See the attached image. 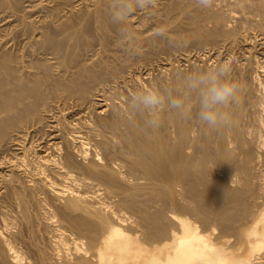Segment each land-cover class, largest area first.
<instances>
[{
	"label": "bare ground",
	"instance_id": "1",
	"mask_svg": "<svg viewBox=\"0 0 264 264\" xmlns=\"http://www.w3.org/2000/svg\"><path fill=\"white\" fill-rule=\"evenodd\" d=\"M6 1H8V0H6ZM10 1V0H9ZM8 1V2H9ZM13 1V0H12ZM43 1V0H42ZM53 1V0H52ZM59 2H60V0H58ZM58 1H57V4H58ZM72 1V0H71ZM103 1V0H102ZM158 1V0H157ZM157 1H156V3H157ZM166 1V0H165ZM164 1V2H165ZM168 1V0H167ZM171 1H173V0H171ZM241 1V0H240ZM239 1V2H240ZM245 1H247V0H245ZM254 1V0H253ZM257 1V0H256ZM261 1V0H260ZM2 2V1H1ZM4 2H5V0H4ZM3 2V3H4ZM11 2V1H10ZM16 5L18 4V3H16L15 2V0L13 1ZM12 2V3H13ZM19 2V1H18ZM20 2H21V0H20ZM54 2V1H53ZM66 2H68V0L66 1ZM80 2V1H79ZM82 2V1H81ZM97 2V1H96ZM104 2V1H103ZM102 2V3H103ZM106 2V1H105ZM159 2H161V1H158V5H159ZM2 3V4H3ZM22 3H23V1H22ZM46 3V2H45ZM61 3V2H60ZM62 3H64L65 4V0H63V2ZM70 3V2H69ZM92 3V2H91ZM100 3H101V1L99 0V6H100ZM101 3V4H102ZM109 3H111V2H108V4ZM7 4V3H6ZM8 4H11V3H8ZM54 4H56V3H54ZM83 4V3H82ZM85 4V3H84ZM95 4V3H94ZM94 5V6H92V7H95V6H98V5ZM105 4V5H104ZM103 5L104 6H106V5H108L107 3H104ZM160 4H163L162 2L160 3ZM166 4V3H165ZM164 4V5H165ZM232 4V3H231ZM260 4V3H259ZM258 4V5H259ZM4 5V4H3ZM13 5V4H12ZM11 5V7H13V6H15V5H13L12 6ZM24 5V4H23ZM28 5V4H27ZM48 5V4H47ZM63 5V4H62ZM71 5V4H70ZM90 5H92V4H90ZM89 5V6H90ZM156 5V4H155ZM242 5V4H241ZM25 6V5H24ZM38 6V5H37ZM36 6V7H37ZM61 6V5H60ZM63 6H65V5H63ZM73 6V5H72ZM72 6H70V8L72 7ZM82 6V5H81ZM84 6V5H83ZM4 7V6H3ZM11 7H9V9L11 8ZM17 7H19V6H17ZM29 7V6H28ZM34 7V6H33ZM42 7H44V6H42ZM59 7V6H58ZM75 7V6H74ZM92 7H90V8H92ZM102 8H98V7H95L96 8V10L97 9H103V10H105L104 8H103V6H101ZM151 7V6H150ZM262 7V6H261ZM14 8V7H13ZM12 8V9H13ZM22 8V7H21ZM20 8V9H21ZM63 8V7H62ZM62 8H61V10H62ZM83 8V7H82ZM89 7H87V10L88 9H90ZM18 9V8H17ZM50 9V8H49ZM54 9V8H53ZM52 9V10H53ZM66 9V8H65ZM73 9V8H72ZM149 9V8H148ZM155 9V8H154ZM158 9V8H157ZM156 9V10H157ZM199 9V8H198ZM31 10V9H30ZM29 10V11H30ZM36 10V9H35ZM44 10V9H43ZM45 10H46V8H45ZM48 10V9H47ZM86 10V9H85ZM86 10V11H87ZM93 10H95L94 8H93ZM93 10H90V12H89V10H88V13L89 14H87L86 13V11H85V13L87 14L86 15V17L87 16H89V15H91V11H93ZM96 10L92 13V15L94 16L93 17V19L92 20H94V18L96 17L95 15H94V13L96 12ZM107 10H109V9H107ZM138 10H140V9H138ZM200 10V9H199ZM242 10V9H241ZM22 11V10H21ZM28 11V10H27ZM33 11V10H32ZM41 11V10H40ZM55 11V10H54ZM73 11V10H72ZM76 11V10H75ZM77 11H80V9L79 10H77ZM102 11V10H101ZM100 11V12H101ZM110 11V10H109ZM144 11H146V10H144ZM151 11V10H150ZM158 11H160V10H158ZM230 11H231V9H230ZM6 12V11H5ZM8 12V11H7ZM10 12V11H9ZM16 12V11H15ZM43 12V11H42ZM45 12V11H44ZM61 12V11H60ZM60 12H58L59 13V15L61 14ZM97 12H99L98 10H97ZM107 12V11H106ZM136 12V11H135ZM142 12V11H141ZM140 12V13H141ZM228 12V11H227ZM234 12V11H233ZM2 13H4V12H2ZM13 13V12H12ZM24 13V12H23ZM56 13V12H55ZM65 13V12H64ZM73 13V12H72ZM84 13V12H83ZM103 13V12H102ZM102 13H101V15H102ZM108 13V12H107ZM138 13V12H137ZM144 13V12H143ZM146 13V12H145ZM148 13V12H147ZM161 13V12H160ZM199 13V12H198ZM21 14H22V12H21ZM47 14H48V12H47ZM99 14V13H98ZM104 14H105V11H104ZM159 14V13H158ZM11 15V14H10ZM13 15H15V13L13 14ZM18 15V14H17ZM67 15V14H66ZM66 15L65 16H63V18L65 19L66 18ZM70 14H68L67 16H69ZM72 15V14H71ZM78 15V14H77ZM80 15H83L82 13L80 14ZM100 15V16H101ZM137 15V14H136ZM140 15V14H139ZM27 16V15H26ZM48 16V15H47ZM79 16V15H78ZM85 16V15H84ZM105 16V15H104ZM104 16H103V18H104ZM109 16H111L110 15V13H109ZM134 16H135V14H134ZM142 16H143V14H142ZM148 16H150V15H148ZM162 16V15H161ZM248 16H249V14H248ZM9 17V16H8ZM13 17V16H12ZM20 17V16H19ZM52 17V16H51ZM55 17V16H54ZM53 17V20L55 19V20H57L58 19V17H55L54 18ZM61 17V16H60ZM70 17H72V16H69L68 18H70ZM80 17V16H79ZM82 17V16H81ZM97 17H99V16H97ZM97 17H96V19H97ZM106 17H108V16H106ZM105 17V20H108L107 18ZM137 17H138V15H137ZM141 17V16H140ZM151 17V16H150ZM224 17V16H223ZM226 17V16H225ZM238 17V16H237ZM262 17V16H261ZM14 18H15V16H14ZM20 18H22V16L20 17ZM19 18V19H20ZM24 19H25V17H23ZM22 18V19H23ZM67 18V19H68ZM82 18H84V17H82ZM81 18V19H82ZM89 18H90V16H89ZM102 18V19H103ZM133 18V17H132ZM142 18V17H141ZM156 18V17H155ZM222 18V17H221ZM1 19V18H0ZM11 19V18H10ZM13 19V18H12ZM27 19V18H26ZM44 19H47V18H44ZM60 19V18H59ZM64 19H62V20H64ZM74 19V18H73ZM84 19H86V18H84ZM91 19V18H90ZM89 19V22H86V20H85V22L87 23V24H89L92 20H90ZM95 19V20H96ZM101 19V21L103 22V20ZM138 19V18H137ZM146 19H147V17H146ZM205 19V18H204ZM218 19V18H217ZM226 19V18H225ZM235 19V18H234ZM35 20H37V19H35ZM54 20V21H55ZM69 20H71V19H68V21ZM75 20V19H74ZM74 20H71V21H74ZM88 20V19H87ZM98 20V19H97ZM104 20V21H105ZM110 20V19H109ZM108 20V21H109ZM133 20V19H132ZM132 20H130L129 22H131ZM160 20V19H159ZM208 20V19H207ZM210 20V19H209ZM219 20V19H218ZM217 20V21H218ZM228 20V19H227ZM236 20V19H235ZM264 20V19H263ZM12 21V20H11ZM23 21V20H22ZM27 21V20H26ZM25 21V22H26ZM33 21V20H32ZM43 20H40L39 22H42ZM58 21V20H57ZM61 21V20H60ZM59 21V22H60ZM67 21V20H66ZM78 21V19L76 20V22L74 23L75 25H78L79 26V24H81L82 25V23H78L77 22ZM107 21V22H108ZM136 21V20H135ZM135 21H134V23H135ZM260 21V20H259ZM7 22V21H6ZM24 22V21H23ZM25 22L23 23V24H25ZM31 24H33L31 21H29ZM29 22H26V23H28L29 24ZM38 22V23H39ZM44 22H46V21H44ZM51 22V21H50ZM59 22H56L55 23V25L53 24V27H55L56 25H59L60 26V24H57V23H59ZM62 22V21H61ZM63 22H65V20L63 21ZM80 22H81V20H80ZM94 21H92L91 22V24L93 23ZM98 22H99V20H98ZM97 22V23H98ZM106 22V21H105ZM106 22V23H107ZM111 22V21H110ZM233 22V21H232ZM257 22V21H256ZM22 23V22H21ZM67 23V22H66ZM70 23V22H69ZM76 23H78V24H76ZM85 23V24H86ZM105 23V24H106ZM133 23V22H132ZM161 23V22H160ZM218 23V22H217ZM225 23V22H224ZM242 23V22H241ZM260 23V22H259ZM28 24H27V26H28ZM42 24L43 23H41V26H42ZM65 24V23H64ZM61 25V26H65V25ZM74 24H72L71 23V25H74ZM85 24H83L84 26H86ZM91 24H89V26H90V31H92L93 29H96L97 27H99V25L100 24H98V26H96V22H95V26H96V28L94 27V25L92 26V27H94L93 29H91ZM109 24V23H108ZM212 24V23H211ZM232 24V23H231ZM250 24V23H249ZM256 24V23H255ZM38 25H40V23L38 24ZM45 25V24H44ZM51 25V24H50ZM104 25V24H103ZM110 25V24H109ZM108 25V26H109ZM116 25V24H115ZM122 25H124V24H122ZM137 25V24H136ZM226 25V24H225ZM1 26V25H0ZM8 26V25H7ZM17 26V25H16ZM34 26V25H33ZM41 26H40V32L42 31L41 29ZM46 26V25H45ZM70 26V25H69ZM83 26V27H84ZM107 26V25H106ZM106 26H104L105 28H106ZM128 26H129V24H128ZM134 26V25H133ZM253 26V25H252ZM37 27V26H36ZM35 26H34V29L37 31V30H39L38 29V27L36 28ZM42 27H44V26H42ZM73 27V29H74V26H72ZM80 27V26H79ZM86 27H88V25L86 26ZM118 27H120L119 25H118ZM122 27V26H121ZM123 27H125V26H123ZM132 27V26H131ZM139 27H141V26H139ZM224 27V26H223ZM225 27H227V26H225ZM257 27V26H256ZM259 27V26H258ZM263 27V26H262ZM27 28H29V27H27ZM31 28H32V26H31ZM47 28V27H46ZM51 28V27H50ZM56 28H58V26L56 27ZM63 28V27H62ZM65 28V27H64ZM66 28H67V26H66ZM69 28V27H68ZM100 28V27H99ZM102 28V27H101ZM130 28V27H129ZM137 28H138V25H137ZM241 28H244V27H241ZM1 29V28H0ZM7 29V28H6ZM69 29H72L71 28V26H70V28ZM69 29H66V32H67V30H69ZM73 29L71 30V31H73ZM77 29V28H76ZM81 30L83 29V28H80ZM80 29H77L76 30V32H75V29H74V32H67L68 34H69V36L67 37L65 34H66V32H64V35L66 36V38L62 35L63 33V30H62V32L61 31H59L60 32V34H61V37H63V38H61L62 40H57L56 39V41H54L55 39H53V41H50L51 40V38L53 37L52 35V37L50 36V39L49 38H47V35H45V37H43L44 38V40L43 41H41V42H39L40 43V45L39 46H41V43L43 42V44H42V46H41V50H38V52L37 53H39V51H40V57L42 58V60L44 61V63L46 64H48L49 66H50V68H55L56 69V73H53V74H55V75H52V73H51V71L49 70V66H47L48 67V69H47V71H50V74L51 75H48L49 77H51L50 79V81H59V82H57V83H59L60 85H61V83L60 82H66V83H68V81L70 82V79H73V78H77V77H79L80 79H83V81L85 80V79H87L86 77H85V75H84V73L86 72H88L89 73V71L91 72V70H95V69H99L100 70V68L102 69V67H104V71L106 70V69H110L109 68V66L108 65H110V66H112L113 64H114V62H116V61H114L113 62V60H116V59H114L113 57H116L117 56V54L116 55H114V53H117V52H114L113 51V49L112 50H109V51H113L114 53H113V57L111 56V54L112 53H110L109 51V53H110V55L108 56L107 54H108V52L107 51H105L104 50V47H102V45L103 44H101V42H105V41H107V40H105V41H101L100 42V40H99V45H98V47H97V49L96 50H98V51H96V53H94L93 52V54H91V52L90 51H88L87 50V52H90V53H88L89 54V56H87V54L85 55L84 53L86 52L85 50L86 49H88V48H90V47H88V48H84V46L82 47V49L84 48L85 50V52L83 51L82 53L85 55V57L86 58H84L83 56V60H80L79 62H77L76 60V62L74 61L73 63H71V62H69L70 61V59L72 58V56H73V53H75L76 51H78V49H77V47H78V43L80 42L79 40H81L82 39V37L85 35V33H87V32H81V31H79L78 32V30H80ZM88 29H89V27H88ZM103 29V28H102ZM121 29V28H120ZM123 29V28H122ZM126 29V28H125ZM128 29V28H127ZM132 29H133V27H132ZM131 29V30H132ZM142 29V28H141ZM227 29V28H226ZM247 29H249V28H247ZM11 30H12V28H11ZM15 30V29H14ZM29 30L31 31V29L29 28ZM35 30H33L32 29V31H35ZM45 30V27H44V29H43V31ZM47 30H48V32L49 31H51L52 29H48L47 28ZM47 30H46V32H47ZM57 30V29H56ZM60 30H61V27H60ZM96 30H98V28L96 29ZM106 31H107V29H105ZM104 30V31H105ZM109 30H110V28L108 29V33L107 34H109ZM13 31V30H12ZM12 31H11V33H12ZM31 31V34L33 33ZM35 31V32H36ZM42 31V32H43ZM53 31H55L54 30V28H53V30H52V32ZM87 31V30H86ZM89 31V33H91ZM103 31V30H102ZM101 31V34H102V38L103 37H105L106 38V36H104L105 35V33H106V31H105V33L104 32H102ZM112 31V30H111ZM128 31V30H127ZM130 31V30H129ZM132 31H134V30H132ZM132 31L130 32V34H132ZM34 32V33H35ZM52 32H51V34H52ZM58 32V33H59ZM93 32V31H92ZM95 32V31H94ZM123 32V31H122ZM124 32H125V30H124ZM123 32V33H124ZM141 32V31H140ZM145 32V31H144ZM262 32V31H261ZM261 32H259V33H261ZM3 33V32H2ZM6 33V32H5ZM9 34V36L10 35H12L11 37H14L15 35H13V34ZM20 33V32H19ZM44 33V32H43ZM98 33H100L99 32V30H98ZM104 33V34H103ZM139 33V32H138ZM143 33V32H142ZM37 34V33H36ZM42 33H40V35H41ZM45 34H50V32L49 33H45ZM54 34V33H53ZM67 34V35H68ZM88 34V33H87ZM86 34V35H87ZM96 34H97V31H96ZM95 34V37L96 36H98V35H96ZM101 34H99V35H101ZM106 34V35H107ZM110 34H112V33H110ZM113 34H116V33H113ZM136 34H137V32H136ZM147 34V33H146ZM150 34V33H149ZM148 34V35H149ZM18 35V34H17ZM20 35V34H19ZM44 35V34H43ZM42 35V36H43ZM55 35V34H54ZM85 35V36H86ZM92 35H93V37H94V34L92 33ZM119 35V34H118ZM133 35H134V33H133ZM140 35V34H139ZM141 35H143V34H141ZM140 35V36H141ZM247 35V34H246ZM249 35V34H248ZM9 36L7 35V37H5V39L6 38H8L9 39ZM25 36V35H24ZM30 36V35H29ZM56 36V35H55ZM84 36V37H85ZM88 36H90L89 34H88ZM116 36V35H115ZM124 36V35H123ZM123 36H121V38L123 37ZM131 36V35H130ZM130 36H126L127 38L128 37H130ZM251 36V35H250ZM255 36V35H254ZM1 37V36H0ZM48 37H49V35H48ZM107 37H109L108 35H107ZM120 37V36H119ZM134 37H136V35H134ZM133 37V38H134ZM137 37H139L138 35H137ZM136 37V38H137ZM143 37H144V35H143ZM257 37V36H256ZM15 38V37H14ZM25 38H26V36H25ZM56 38H57V36H56ZM87 38V37H86ZM88 38H91V37H88ZM101 38V36L98 38V39H102ZM110 38H111V36H110ZM113 38V37H112ZM118 38V37H117ZM147 38V37H146ZM145 38V39H146ZM4 39V38H3ZM17 39L18 38H16V41H17ZM29 39V38H28ZM95 38H93V40H94ZM126 39V38H125ZM131 39H132V37H131ZM137 39H140V37L139 38H137ZM264 39V38H263ZM10 40V39H9ZM32 39H30V40H28V41H31ZM35 40V39H34ZM96 40V39H95ZM124 40V39H123ZM134 39H132V41H133ZM251 40V39H250ZM4 41V40H3ZM2 40L0 41L1 43L3 42ZM15 39L13 40L12 39V41L11 42H13L14 44H13V48H14V45H15ZM83 41H84V39H83ZM85 41H87L86 39H85ZM108 41H109V38H108ZM113 41V40H112ZM137 41V40H136ZM140 41L142 42L143 40H138V42L140 43ZM149 41V40H148ZM5 42V41H4ZM3 42V43H4ZM27 41H25V43H26ZM36 42H37V39H36ZM36 42H34V43H36ZM82 42V41H81ZM96 42V41H95ZM118 42V41H117ZM125 42V41H124ZM138 42H136V43H138ZM146 42H147V39H146ZM242 42H243V40H242ZM247 42V41H246ZM256 42V41H255ZM1 43H0V46H1ZM6 43H8L7 42V39H6ZM28 43H30V42H28ZM27 43V44H28ZM33 43V42H32ZM92 43V42H91ZM98 43V42H97ZM97 43H96V45H97ZM122 43V42H121ZM130 43H132V42H129L128 41V44H130ZM134 43V42H133ZM132 43V44H133ZM12 44V43H11ZM11 44H9V45H11ZM17 44H18V42H17ZM16 44V45H17ZM26 44V45H27ZM83 44H84V42H83ZM94 44V43H93ZM107 44H108V42H107ZM111 44V43H110ZM116 44V43H115ZM125 44V43H124ZM142 44V43H141ZM145 44V43H144ZM257 44V43H256ZM260 44H262V43H260ZM3 45V44H2ZM8 45V46H9ZM82 45V44H81ZM87 45V44H86ZM90 45V44H89ZM105 45H106V43H105ZM109 45V44H108ZM112 45V44H111ZM118 45V44H117ZM123 45V44H122ZM127 45V44H126ZM30 46V45H29ZM37 46V45H36ZM36 46H35V48H36ZM88 46V45H87ZM93 46V45H92ZM107 46V45H106ZM124 46V45H123ZM133 46V45H132ZM132 46H130V47H128L129 49L128 50H130V48L132 49ZM142 46V45H141ZM260 46H262V45H260ZM7 47V46H6ZM11 47V46H10ZM16 48L15 49H19V45H18V47L17 46H15ZM23 47H24V44H23ZM28 47V45L27 46H25V48H27ZM32 47V46H31ZM95 47V46H94ZM94 47H91L90 49L92 50V48H94ZM113 47V46H112ZM126 47V46H125ZM140 47V46H139ZM1 48V47H0ZM12 48V49H13ZM29 48V47H28ZM27 48V49H28ZM34 48V47H33ZM32 48V50L34 51V49ZM37 48H38V46H37ZM137 48V47H136ZM146 48V47H145ZM256 48V47H255ZM5 48L3 47V50H4ZM8 49H9V47H8ZM25 52L26 51H28V50H26V49H24V48H22ZM38 49H40V47L38 48ZM108 49H109V47H108ZM107 49V50H108ZM139 49V48H138ZM252 49V48H251ZM264 49V48H263ZM1 51L0 52V54H3L2 55V57H1V55H0V60L3 58V56L5 55V54H8V53H12V51H7V49L5 50V51ZM14 50V49H13ZM81 50V49H80ZM115 50V49H114ZM142 50V49H141ZM144 50V49H143ZM20 51V50H19ZM82 51V50H81ZM93 51H94V49H93ZM103 51H105V52H107L106 54H105V52H103ZM135 51V50H134ZM136 51H137V49H136ZM16 52L17 51H15L13 54L14 55H16ZM30 52H31V50H30ZM124 52H125V54L126 55H129V54H127V50L125 49L124 50ZM21 54L23 53L22 52V50H21V52H20ZM19 52H18V54H20ZM104 53V54H103ZM130 53H132L131 51H130ZM142 53H143V51H142ZM144 53H145V51H144ZM27 54V53H26ZM26 54H25V56H26ZM38 54V55H39ZM124 54V55H125ZM137 54V53H136ZM140 54V53H139ZM23 55V56H22ZM17 60V63L14 61V59H13V62H15L16 63V65L15 66H11L12 64H15V63H12L11 62V60H9V56L7 55V57H4L3 59L5 60V58H7L6 60L9 62H7L6 60V62L8 63V65H10L12 68L14 67V70L16 71V73L15 72H13L14 73V75L12 74V73H9L10 72V70L11 71H14V70H12V69H8L9 70V72H8V70H7V72H6V74H5V72L4 73H2V71H3V67L4 66H6V67H8L7 65H4L5 63H3V61H2V63H1V61H0V63L2 64V65H4V66H1V68H0V73H1V75H2V77L4 78L5 76H6V78H5V82H8V87H6V89L7 88H9V90L7 91V90H5V88H3V90H5L4 92V95L8 92H11L12 93V95L14 94H16V93H22V95H23V93H26V95H24L23 97L24 98H28V97H25V96H27V93H28V95L32 92V90H31V88H30V86L29 85H31L32 83L33 84H35L34 82V79H33V81H32V83L30 84H28L27 83V80L29 79V77H31V76H33V77H35L36 79V81L38 82V80H40L39 78H41V76H39L38 74V77L39 78H37V76H36V74H32V72H33V69H35V71H36V69L39 67V66H41V65H39V66H37L36 67V61L34 60V58H35V56H34V58L33 59H31V61H30V59L28 60V59H26L25 58V56H24V53L22 54ZM32 55V54H31ZM30 55V56H31ZM104 55V56H103ZM119 55H121V54H119ZM124 55H123V57H124ZM125 55V56H126ZM133 55V54H132ZM144 55V54H143ZM142 55V56H143ZM253 55V54H252ZM17 56V55H16ZM19 56V55H18ZM29 56V55H28ZM112 58H111V57ZM147 56V55H146ZM11 57H12V55H11ZM14 57V56H13ZM39 57V56H38ZM129 57V56H128ZM131 57V56H130ZM148 57V56H147ZM147 57H145V58H147ZM250 57V56H249ZM251 57H253V56H251ZM37 58V57H36ZM35 58V59H36ZM73 58H74V56H73ZM118 58H122V56H120V57H118ZM135 58V57H134ZM12 59V58H11ZM38 59V58H37ZM75 59H76V57H75ZM112 59V60H111ZM126 59V58H125ZM124 59V60H125ZM130 59V58H129ZM136 59V61H137V58H135ZM139 59H142L141 57L139 58L138 57V61H139ZM153 59V58H152ZM249 59V58H248ZM15 60H16V58H15ZM35 61V64L33 63L34 61ZM41 60V61H42ZM74 59H72L71 61H73ZM110 60L113 62L112 63V65L110 64ZM131 60V59H130ZM143 61H145V59L143 58L142 59ZM157 60V59H156ZM169 60V59H168ZM40 61V58H39V60H38V62ZM40 61V62H41ZM132 61V60H131ZM135 60H133L132 62H134ZM141 61V60H140ZM248 61V60H247ZM11 62V63H10ZM130 62V61H129ZM117 63V62H116ZM151 63H153V61L151 62ZM44 64V65H45ZM46 64V65H47ZM71 64H73V67H71L70 65ZM119 64V63H118ZM122 64V63H121ZM137 64V63H136ZM144 64V63H143ZM171 64V63H170ZM251 64V63H250ZM257 64V63H256ZM264 64V63H263ZM34 65V66H33ZM115 65V64H114ZM166 65V64H165ZM249 65V64H248ZM116 66H118V65H116ZM121 66V65H120ZM130 66V65H129ZM144 66H145V64H144ZM175 66V65H174ZM235 66V65H234ZM250 66V65H249ZM10 67V68H11ZM36 67V68H35ZM44 66L42 65V67H40V69H42ZM134 67V66H133ZM153 67V66H152ZM160 67V66H159ZM165 67V66H164ZM173 67V66H172ZM253 67V66H252ZM45 68H46V66H45ZM45 68L43 69L44 71L43 72H45ZM116 68V67H115ZM121 68V67H120ZM128 68V67H127ZM129 68H131V67H129ZM147 68H149V67H147ZM237 68V67H236ZM239 68V67H238ZM244 68V67H243ZM247 68V67H246ZM6 69V68H5ZM125 69V68H124ZM142 69V68H141ZM146 69V68H145ZM159 69V68H158ZM174 69V68H173ZM233 69V68H232ZM263 69V68H262ZM38 70H39V68H38ZM37 70V71H38ZM54 70V69H53ZM74 70H76V72L77 71H79L78 72V76H77V73L74 71ZM112 69H110V71H111ZM116 70H117V68H116ZM148 70V71H147ZM153 70V68H151L150 70L149 69H146L144 72L142 71V74H140V73H136L135 71H133V70H131V71H129V72H126L125 74H123V75H121V77L117 80L116 78L111 82V80L110 79H112V78H110L109 80H108V78H107V80H106V77L104 78L105 80H106V83H107V81H110L111 83H110V85L109 84H105L106 86H104V87H100L101 88V90L99 89V91L97 92V93H94L95 91H94V89H93V93H94V95H95V97L94 98H92V100L91 101H89V102H85V100H86V98H87V100H90L91 99V95L93 94L91 91H90V93H88V94H91L90 95V99H88L89 98V96L88 97H84V96H81V97H84L83 99H85L84 101H83V103L85 104V105H87V106H81V108H80V106H78L80 109H77L78 110V112H76V116H78L77 118L75 117L74 119H73V121H70V123H68V124H65V125H63L62 126V128H59V127H61L60 125H59V122H58V119L60 118V116L61 115H63L62 116V118H64V116L66 115L67 116V114H68V112H70V113H72V112H74L73 110H74V108H73V106L71 107V106H69V104H68V98L67 97H61L62 96V93H63V88L62 87H60L59 85H56L55 83H54V85L53 86H59L60 87V89L62 90L60 93H61V95H59V96H56V95H58V89H59V87H57L58 89H56L57 91V93H56V95H55V93H53L54 95H50V94H52L51 92H52V90H54V89H52V88H54V87H52L51 89L52 90H50V88H48L47 86H49V85H47L46 87L48 88H46V87H44V90L41 88V85H43L44 83H42L41 84V82L40 83H38L39 84V88H41L40 89V91L42 92H44V91H46L47 92V90H49L48 91V93L50 92V94H49V96H50V100H48V101H50V102H46V105L45 106H43L42 104V106L44 107L43 108V110H41L40 108V110H41V112H42V115L41 114H39V115H41L40 117V122L38 123L36 120H37V118H39V116L37 115V117H35L36 119H35V121L34 122H36L37 124H34L33 125V119L31 120L30 118H28L30 121H32V126H34V127H38L39 125L42 127H38V129H43V127L46 125V126H48L49 127V129H50V133H48V134H50V139H52L53 140V142H52V146L50 147L52 150H53V153L52 154H50V155H45V157H43V156H40V157H36L34 160L32 159V162H33V165H35L36 166V168L34 169L35 171H33L32 172V170H30V171H28V172H31V173H29V174H34V172H35V177H37V178H39L42 182H43V184H44V186L43 187H45L47 190L46 191H48V192H50L51 194H54V196H55V198L59 201V209L60 208H64L65 210H69V211H74V212H76L77 214H78V216H79V213H80V216H79V218H78V221L79 220H81V221H77V217L75 218V217H70V216H68V215H70V213L69 214H67L66 212L64 213L67 217H65V218H67L66 219V225L68 226L67 228H66V230H67V233H65V236H64V230H63V232H62V234H63V237H61L60 235V240L59 241H57L58 243H56V244H58L57 245V247L59 248V253H58V255H56L55 257H53V259L55 258V262L53 263V264H254L253 263V259H255V260H259L257 263H255V264H264V197H263V201H262V203L260 204V212L259 213H257L256 215V217L251 221V223H250V220H249V223H250V225H249V223H248V225L249 226H247V227H245L243 230H241V231H236V229H237V227H236V229H235V232L236 233H223V234H221L220 233V235L219 236H217L218 238H217V240L215 239V238H213V237H211V233H207V234H205V233H203V231H201L200 229H199V226H197L196 224H194L193 223V221H195V220H189V218L188 217H185V218H182L180 215H178V213H177V211L180 209V207H183V210L185 209V207L183 206V205H185L184 203H183V201L184 200H182V198H184V197H182L181 198V200H182V203H183V205H181L180 204V201L178 200L179 198H175V197H172V196H169V198H167L168 200L167 201H164V202H167L168 203V205H170L171 207H167L168 209L169 208H179V209H177L175 212L177 213H175L173 210H172V214L170 215L171 216V219H170V217H167V219L169 220H172L173 219V222H176L177 223V225H174L176 228H174V229H168V226L166 227L168 230H167V233L164 231V236H162L163 234H162V232H161V236H162V239L160 240L159 239V236H156L158 239H156V237H155V240H157V241H154V238L153 239H151V236H150V239H149V236H147V234H146V230L144 229V227L145 226H142V224L141 223H143V222H140L137 218H141L142 216H139V217H137L136 218V216L135 215H129L130 214V211H128L127 209H125L124 211H123V209L124 208H132L131 206H133V204H135V205H140V201H142L143 199L140 197V201H137V198L140 196V195H144L145 194V192L147 191V190H150V191H153V192H159L160 194H161V191H164L165 189H166V191L165 192H167L168 191V194H169V192H170V194L171 195H174V194H177V193H179L181 190H183V192L182 193H184L185 194V192H184V190L185 191H189V189H182L183 187H184V185H185V183H186V187H188V188H190V187H192L193 188V185H191L190 183L188 184V182H191V181H186V180H188V178H191L192 177V179H193V175H194V173H195V171L197 170L196 169V165H197V163H199V160H201V158L199 159L198 158V155L201 157V155L199 154L201 151H202V149L203 148H205L201 143H203V142H201V137L203 138H206V140L204 141L205 143H206V141H208L207 139L210 137V134L207 132V131H209V129H208V127H207V130H205L204 128H200V127H195L196 125H194V124H196V123H192L191 121L193 120V122L194 121H197V119L195 120V119H193V117L195 118V116H193L190 120H184V119H181L174 111H172V110H170V109H166V107H165V109L162 111V113H161V123H160V126H159V128H157V129H155V130H153V129H151V128H146L145 127V125H144V120H143V118L140 116V115H138V114H135V113H133V112H130L129 111V109H128V105H127V102H123L124 100H125V98H124V100H122V98H121V100L119 99V97H117L118 95H116V97L114 96V98L113 99H111V97L109 96H107V95H105L106 94V92H108L107 90L109 89V88H111L112 90L114 89H116L118 86L120 87V86H123V85H126L127 87L129 86V88L128 89H131L132 88V86L133 85H137V86H139V87H141V86H148L147 84H148V82H146V80L145 79H147V78H145V77H143V75H146V76H150L151 75V71ZM164 70V69H163ZM171 71H172V69H170ZM35 71L33 72V73H35ZM36 71V73H40V74H42L43 76L45 75V73H41V72H37ZM39 71H42V70H39ZM126 71V70H125ZM150 71V72H149ZM169 71V70H168ZM176 71V70H175ZM175 71H173V72H175ZM98 72V71H97ZM96 70H95V73H93V72H91L92 74H95L96 75ZM113 72V71H112ZM153 72V71H152ZM166 72V70H164V73ZM172 72V73H173ZM7 73H9L10 74V76L11 77H9L8 75H7ZM75 73H76V75H75ZM158 73V72H157ZM161 73V72H160ZM176 73V72H175ZM236 73H238V71L236 72ZM241 73H243V72H241ZM240 73V74H241ZM13 76H12V75ZM82 74V75H81ZM92 74H90V76L92 75ZM98 74V73H97ZM101 74H102V71H101ZM120 74V73H119ZM122 74V73H121ZM159 74V73H158ZM158 74H156L157 75V77H159L158 76ZM171 74V73H170ZM229 74V73H228ZM264 74V73H263ZM4 75V76H3ZM237 75V74H236ZM42 76V78H44V77H46L47 76V73H46V76H44L43 77ZM47 76V77H48ZM87 76V75H86ZM114 76H115V74H114ZM166 76V75H165ZM172 76V75H171ZM230 76V74L228 75V77ZM233 76H234V74H233ZM241 76V75H240ZM1 77V76H0ZM13 77V78H12ZM48 77V78H49ZM89 77V76H88ZM93 77V76H92ZM95 77V76H94ZM93 77V78H94ZM97 77V76H96ZM95 77V78H96ZM110 77V76H109ZM111 77H113V75L111 76ZM154 77V76H153ZM257 77V76H256ZM3 78H1V81H2V79ZM41 78V79H42ZM92 78V79H93ZM102 78V79H103ZM151 78V77H150ZM230 78V77H229ZM231 78H232V76H231ZM235 78V77H234ZM234 78H232L231 79V81L234 79ZM243 78H245V77H243ZM259 78V77H258ZM257 78V79H258ZM6 79H7V81H6ZM9 79V80H8ZM31 79V78H30ZM45 79V78H44ZM79 79V80H80ZM157 79V78H156ZM165 79V78H164ZM169 79V78H168ZM175 79V78H174ZM177 79V78H176ZM236 79V78H235ZM234 79V80H235ZM260 79V78H259ZM11 80V81H10ZM43 80V79H42ZM74 80H76V79H74ZM79 80H76L77 82H75L76 84L78 83V81ZM99 80H100V78H99ZM172 80V79H171ZM178 80H179V78H178ZM177 80V81H178ZM233 80V81H234ZM244 80V79H243ZM46 81V80H45ZM48 81V80H47ZM72 81V80H71ZM89 81H91V78H90V80ZM102 82H105V81H103V80H101ZM149 81V80H148ZM161 80H159V82H160ZM165 81V80H164ZM164 81H163V83H164ZM167 81H169V80H167ZM180 81V80H179ZM232 81V82H233ZM237 81V80H236ZM242 81V80H241ZM259 81V80H258ZM4 82V83H5ZM31 82V81H30ZM36 82V83H37ZM49 82V81H48ZM48 82L46 83V84H48ZM72 82H74V81H72ZM94 82V81H93ZM96 82H97V79H96ZM155 82V81H154ZM171 82V81H170ZM256 82V81H255ZM260 82V81H259ZM258 82V83H259ZM263 82V81H262ZM261 82V83H262ZM1 83V82H0ZM3 83V84H4ZM66 83H64L65 85H66ZM109 83V82H108ZM147 83V84H146ZM152 83V82H151ZM156 83V82H155ZM162 83V84H163ZM169 83V82H168ZM168 83H167V85H168ZM173 83V82H172ZM178 83V82H177ZM237 83V82H236ZM247 83V82H246ZM37 84V85H38ZM41 84V85H40ZM46 84H44L43 86H45ZM73 84V83H72ZM79 84H81V82H79L76 86L77 87H79L80 85ZM90 84V83H89ZM121 84H123V85H121ZM161 84V85H162ZM174 84H176V83H174ZM240 84H242V83H240ZM240 84H238V85H240ZM244 84V83H243ZM254 84V83H253ZM260 84V83H259ZM7 85V84H6ZM67 85H70L69 87H73L74 88V86L73 85H71V83L70 84H67ZM82 85H83V83H82ZM81 85V87H79L80 88V90H82V87L85 85H83L82 86ZM88 85V84H87ZM101 85V84H100ZM130 85H132V86H130ZM165 85V84H164ZM164 85H162L163 87H164ZM179 85H180V83H179ZM249 85V84H248ZM255 85V84H254ZM261 85V84H260ZM1 86H2V84H1ZM11 86V87H10ZM31 86H33V85H31ZM36 86V85H35ZM62 86H64L63 84H62ZM75 86V87H76ZM86 86V85H85ZM90 86H92V88H94L95 86H93L92 84L90 85ZM102 86H103V84H102ZM156 86V85H155ZM171 86V85H170ZM177 86V85H176ZM242 86V85H241ZM241 86H239L240 88V90H241ZM256 86H257V83H256ZM50 87V86H49ZM67 87V86H66ZM68 87V88H69ZM76 87V88H77ZM88 88H89V86H87ZM86 87V88H87ZM118 87V88H119ZM131 87V88H130ZM169 87V86H168ZM178 87V86H177ZM264 87V86H263ZM1 88V89H2ZM34 88V87H33ZM39 88H34L33 90H35V89H38V91H39ZM45 88H46V90H45ZM73 88H71V90L73 89ZM79 88L77 89V90H79ZM135 89H137V87L135 86L134 87ZM132 89V90H135V89ZM171 88H172V86H171ZM250 88V87H249ZM254 88V87H253ZM1 89H0V91H1ZM65 89V88H64ZM91 89V88H90ZM89 89V90H90ZM242 89H244V88H242ZM251 89V88H250ZM65 90H68L67 88L65 89ZM70 90V89H69ZM77 90L75 91V92H77ZM88 89H87V91H89ZM113 90V91H114ZM117 90H119V89H117ZM121 90H124V89H121ZM131 90V91H132ZM238 91V93H237V98H238V96H239V98L238 99H240L241 100V98H242V96H241V98H240V94L242 95V90L241 91ZM245 90H246V88H245ZM245 90H244V92H245ZM252 90V89H251ZM60 91V90H59ZM74 91V90H73ZM84 91V90H83ZM82 91V92H83ZM259 91V90H258ZM257 91V92H258ZM2 92L3 91H1V93H0V95L2 94ZM35 92H36V90H35ZM42 92V94H44ZM66 92H69V91H66ZM66 92H64V93H66ZM70 92H72V91H70ZM74 92V93H75ZM81 92V93H82ZM117 91H115V93H116ZM241 92V93H240ZM244 92H243V94H244ZM255 92V91H254ZM263 92H264V90H263ZM11 93L9 94V95H11ZM32 93H34V91L32 92ZM32 93L30 94L31 95V97L33 96V95H35L36 93H34L33 95H32ZM47 93V94H48ZM63 93V94H64ZM79 93H80V91H79ZM84 94H85V92H83ZM120 93V92H119ZM127 93V92H126ZM132 93V92H131ZM260 93V92H259ZM39 94H41V93H39ZM38 94V95H39ZM46 93H45V95L47 96V98L45 99V100H47L49 97H48V95H47ZM67 94V93H66ZM70 94V93H69ZM72 94V93H71ZM77 95H78V93H76ZM87 94V95H88ZM109 94V93H108ZM111 94V93H110ZM114 94V93H113ZM123 94V93H122ZM129 94V93H128ZM3 95V94H2ZM8 95V94H7ZM19 95H21V94H19ZM29 95V96H30ZM65 95V94H64ZM73 95L74 94H72L71 95V97H73ZM93 95V96H94ZM115 95V94H114ZM124 95V94H123ZM252 95V94H251ZM259 95V94H258ZM17 96H18V94H17ZM42 97H44L43 95H41ZM51 96H56V97H59V98H57V100H54V101H51V99L53 100V98L51 97ZM67 96H69L68 94H67ZM79 96V95H78ZM126 96H129V95H126ZM125 96V97H126ZM2 97H4V96H2ZM2 97H0V101H2ZM6 97V96H5ZM4 97V99L6 100V98ZM31 97L29 98V99H31ZM34 97V96H33ZM32 97V98H33ZM36 97H37V95H36ZM42 97H40L39 96V100H40V98H42ZM74 97L75 98H78L76 95H74ZM73 97V98H74ZM248 97H249V95H248ZM251 97V96H250ZM254 97H255V94H254ZM7 98H9V96H7ZM12 98H13V96H12ZM16 98V99H15ZM65 98H67V100L65 99ZM70 98V97H69ZM128 98V97H127ZM244 98H245V96H244ZM263 99H264V97H262ZM14 99H15V101L17 100V97L15 96L14 97ZM13 99V100H14ZM25 99V100H26ZM29 99H27V100H29ZM35 99H37L38 100V98H35L34 97V99H32L33 101L35 100ZM72 99V98H71ZM79 99H81V98H79ZM83 99H81V101L83 100ZM250 99V98H249ZM260 99H261V97H260ZM5 100H3L4 102H5ZM9 100H11L10 98L8 99V101ZM18 100L19 101H16V102H13V103H10V104H5V103H0V104H4V105H0L1 107H0V113L2 114V115H0L1 117H3L4 115H3V113L4 114H7L8 113V115H9V112H13V113H16V111H19V109H23V107L22 108H20V106L23 104V101L21 100V99H19L18 98ZM78 99H76L75 101H77ZM86 100V101H87ZM108 100H111L112 101V103L111 104H109L108 103ZM128 100V99H127ZM243 100H245V99H243ZM246 100H247V98H246ZM258 100V99H257ZM7 101V100H6ZM41 101V100H40ZM44 101V100H43ZM79 102V100H78V104H81L82 102ZM195 101V100H194ZM193 101V102H194ZM27 102V101H26ZM29 102L30 103H32L30 100H29ZM27 103V105H26V107L27 106H32V105H28V104H30V103ZM39 102V101H38ZM38 102H36V103H38ZM110 102V101H109ZM238 102V101H237ZM244 102V101H243ZM254 102H256V101H254ZM22 103V104H21ZM34 103V102H33ZM36 103H35V105H36ZM42 103H44V102H42ZM70 103V102H69ZM72 103V102H71ZM39 104H40V102H39ZM76 104H77V102H76ZM75 104V105H76ZM193 104H195V103H193ZM239 104V103H238ZM242 104V103H241ZM246 104V103H245ZM253 104V103H252ZM254 104H256V103H254ZM260 104V103H259ZM72 105H73V103H72ZM232 105V104H231ZM234 105H236V104H234ZM243 105V104H242ZM247 105V104H246ZM249 105V104H248ZM24 107H25V105H23ZM38 106V105H37ZM194 106V105H193ZM239 106V105H238ZM252 106V105H251ZM25 107V108H26ZM33 107H34V104H33ZM39 107H41V106H39ZM77 106H75V108H76ZM111 107V111H110V113L108 112L110 109H108V108H110ZM229 105L227 106V111H229ZM231 107V106H230ZM243 107H244V105H243ZM248 107V106H247ZM246 107V108H247ZM255 107H256V105H255ZM25 108H24V111H25ZM242 108V107H241ZM31 109H32V107H31ZM35 109H38V107L36 108L35 107ZM72 109V112L70 111ZM107 109H108V111H107ZM226 109V108H225ZM233 109V107L231 108V110ZM243 109V108H242ZM253 109V108H252ZM257 109H258V107H257ZM256 109V110H257ZM26 110H28V112L27 111H25V112H27V114H25V115H28V113H29V109H26ZM39 110V111H40ZM195 110H197V109H195ZM230 110V111H231ZM235 110V109H234ZM237 110V109H236ZM241 110V109H240ZM254 110H255V108H254ZM254 110H253V112H254ZM259 110H260V112H261V114L263 113L264 114V101L261 103V105L259 106ZM21 111V110H20ZM20 111H19V113H20ZM34 111H38V110H34V108L32 109V112L31 113H33ZM38 111V112H39ZM198 111V110H197ZM196 111V112H197ZM226 111V110H225ZM229 111V112H230ZM244 111V110H243ZM247 111H248V109H247ZM90 113V115H93V116H95L96 115V117H97V119H96V117H93V118H95L96 119V121H93V122H95V123H93L91 120H90V118H89V121H91V122H89L88 121V117H86L85 116V114L87 115V113ZM105 112H107V113H109L108 114V116H107V113H105ZM195 112V113H196ZM250 112V111H249ZM248 112V113H249ZM11 114L10 113V116L11 115H14V114ZM22 113V112H21ZM193 113H194V109H193ZM192 113V114H193ZM237 113V112H236ZM242 113V112H241ZM244 113V112H243ZM258 113V112H257ZM35 114V113H34ZM103 114H106V116L107 117H105V115H103ZM255 114V113H254ZM8 115H7V118H8ZM16 115V114H15ZM29 115H30V113H29ZM32 116H33V114H31ZM30 115V116H31ZM36 115V114H35ZM102 115H103V117H102ZM193 115H195V114H193ZM257 116L259 115V114H256ZM6 116V115H5ZM3 117V119H1V117H0V121L1 120H3V121H5V118L6 117ZM17 116V115H16ZM31 116V117H32ZM65 116V117H66ZM69 116H71V115H69ZM74 116V113H72V117ZM233 116H234V114H233ZM236 116H238V115H236ZM257 116H254V117H256L257 118ZM261 116V115H260ZM19 117V116H18ZM91 117V118H92ZM238 117H240V116H238ZM241 117H242V115H241ZM246 117V116H245ZM249 117V116H248ZM251 117V116H250ZM261 117H263V116H261ZM61 118V119H62ZM234 118V117H233ZM65 119V118H64ZM234 119H236V123L240 126L241 124H239V122L238 121H240V120H238L237 121V118H234ZM239 119V118H238ZM264 119V118H263ZM8 121H9V119H7ZM10 120H13V119H10ZM16 120V119H15ZM15 120H13V122L15 121ZM20 119H18V121H19ZM23 120V118H21V121ZM27 120V118H25V120H24V123H25V121ZM29 120H27L26 122H27V125H28V121ZM60 120V119H59ZM63 120V119H62ZM243 120V119H242ZM242 120H241V122H242ZM247 120V119H246ZM256 120V119H255ZM254 120V121H255ZM8 121H6L5 123L7 124L8 123ZM30 121H29V123H30ZM64 121V120H63ZM68 121V120H67ZM257 121V120H256ZM17 122V121H16ZM15 122V123H16ZM20 122V121H19ZM18 122V125L21 123H19ZM61 122V121H60ZM235 122V121H234ZM234 122H233V124H234ZM250 122V121H249ZM5 123L3 124V126L5 125ZM61 123H63V122H61ZM65 123V122H64ZM243 123V122H242ZM248 123V122H247ZM251 123V122H250ZM252 123H254V122H252ZM256 123V122H255ZM9 124H10V122H9ZM14 124V123H13ZM22 125H23V123H21ZM200 124V123H199ZM237 124H235V126H237ZM259 124V123H258ZM257 124V125H258ZM22 125H21V127H22ZM30 125V124H29ZM28 125V126H29ZM62 125V124H61ZM245 125V123L243 124V126ZM261 125H262V127L260 128L261 129V131H263L262 130V128H264V121L263 120H261ZM261 125H259V127L261 126ZM14 126V125H13ZM16 126H17V124H16ZM15 126V127H16ZM28 126L27 127H22V129H20V130H18L17 131V133H16V136L15 137H13L14 135L13 134H15V131L14 130H11L10 128L8 129V130H11V131H13V134H12V132L10 131V132H8L7 134H9V133H11L13 136H12V139H11V145L15 148V153H16V151H22L24 148H25V141L26 140H28V136L30 135V131H29V128H28ZM204 127V125H201V127ZM206 126V125H205ZM234 126V125H233ZM239 126H237V127H239ZM243 126L241 125L240 127L241 128H243ZM246 126H248V124L246 125ZM250 126V125H249ZM248 126V127H249ZM252 126V125H251ZM255 126V125H254ZM254 126H252V127H254ZM1 127V126H0ZM7 127H9L8 125H7ZM6 127V128H7ZM12 127V126H11ZM18 127H20V126H18ZM18 127L16 128V129H18ZM251 127V128H252ZM2 129H3V127H1ZM0 128V129H1ZM32 129H35V128H33V127H31ZM206 128V127H205ZM234 128V130H236V129H238V128H236V127H233ZM13 129H15V128H13ZM244 129H246V128H244ZM243 129V130H244ZM37 130V129H36ZM43 130H46V129H43ZM206 132V134H208L209 135V137L208 136H204V135H206V134H204L203 136H202V134H203V132L204 131ZM212 130V129H211ZM226 129H224L223 130V132H226L225 131ZM231 131V133L233 132L232 130H231V128H229L227 131H228V134H229V132ZM257 130V129H256ZM255 130V131H256ZM213 132H214V130H212ZM236 131H238V130H236ZM249 131V130H248ZM260 131V132H261ZM2 132V131H1ZM6 132H7V130H6ZM32 132V131H31ZM36 132H38V130L36 131ZM36 132L34 133V132H32L33 134H35L36 135ZM39 132H42L41 130L39 131ZM43 132H45V134H46V131H43ZM204 132V133H205ZM210 132V131H209ZM212 132V133H213ZM215 132H217L216 130H215ZM221 133H222V130L220 131ZM242 132V131H241ZM240 132V133H241ZM247 132V131H246ZM252 132V131H251ZM254 132V131H253ZM252 132V133H253ZM211 133V134H212ZM237 133V132H236ZM239 133V132H238ZM237 133V134H238ZM239 133V134H240ZM6 134V133H5ZM32 134V135H33ZM43 134V133H42ZM47 134V135H48ZM215 134V133H214ZM224 134H227V132L226 133H222L221 135H222V140H223V137H226ZM235 134V132L234 133H232V134H230V136L232 137V135H234ZM254 134V133H253ZM255 134H257V133H255ZM2 135H3V133H2ZM1 135V136H2ZM217 135H219V137L218 138H221V136H220V134L218 133ZM249 135H251V134H249ZM248 135V136H249ZM7 135H5V137H6ZM8 136H10V135H8ZM34 136V135H33ZM212 136H213V134H212ZM216 136V135H215ZM234 136H237V137H239V138H241V136H239V135H234ZM234 136H233V140H229V138L230 139H232L231 137H229V138H225L224 140H223V142H222V144L220 143V148L219 149H217L216 147H214L215 145H214V143H212L211 144V147H209L210 146V144L209 145H207L208 147H209V149L208 150H211L210 148H212L213 149V147H214V149L216 148V150H213V151H216L215 153H214V155H213V153H212V155H213V157H212V155L210 156V157H208L210 154H207V156L205 155L206 154V151L205 150H203L202 152L203 153H201V154H203V156H204V158H203V156H202V160H203V162H201V167H206L205 165H206V163H204V161L206 160L205 159V156H206V158H208V160H210V159H212V160H210V165L209 166H211V168H212V171H218L219 169L220 170H222L223 169V167H221V166H224L223 165V163L228 159V158H230V159H228V160H230V162L232 161V156H235V152H236V145L237 146H240V145H242V141L241 140H244L243 139V136H244V134H243V136H242V139L239 141V142H237L238 141V139H237V137H236V139L234 138ZM254 136V135H253ZM252 136V137H253ZM45 137V136H44ZM214 137V136H213ZM216 137V139H218ZM228 137V136H227ZM254 137H256V136H254ZM7 138V137H6ZM14 138V139H13ZM32 138H34V137H32ZM31 138V139H32ZM38 138V137H37ZM203 138V139H204ZM7 139H9V137L7 138ZM6 139V140H7ZM39 139V138H38ZM60 139H63V141H64V143H62V144H64L63 145V147L65 146V149L64 148H62V149H64V151H63V153H62V151H61V144L58 142V141H60ZM212 138H210V140H211ZM215 139V138H214ZM235 139V140H234ZM247 139H248V137H247ZM250 139H251V137H250ZM249 139V140H250ZM6 140H5V142L3 143V144H5L6 143ZM221 140V139H220ZM219 140V141H220ZM221 140V141H222ZM255 140H256V138H255ZM255 140H253V141H255ZM9 141H10V139H9ZM200 141V142H199ZM218 141V142H219ZM246 141V140H245ZM245 141H243V143L245 142ZM1 142V141H0ZM27 142V141H26ZM31 142H33V141H31ZM36 142V141H35ZM43 142V141H42ZM210 142V141H209ZM212 142H214V141H212ZM215 142H217V140H215ZM250 142V141H249ZM252 142V141H251ZM260 143H259V145H257V147L258 148H264V132H261L260 133V141H259ZM198 143H200L202 146H203V148L202 149H200L199 148V146H200V144H199V146H198ZM240 144V145H238V144ZM246 143H248V142H246ZM254 143V142H253ZM34 144V143H33ZM38 144H39V142H38ZM37 144V145H38ZM216 144V143H215ZM250 144V143H249ZM0 145H2V142H1V144ZM8 145V144H7ZM31 145V144H30ZM29 145V146H30ZM42 145V144H41ZM51 144H49L48 146H50ZM205 145V146H206ZM213 146V147H212ZM256 146V145H255ZM5 147H6V145H5ZM4 147V148H5ZM10 147V146H9ZM40 147V146H39ZM207 147V148H208ZM217 147H219V145H217ZM254 147V146H253ZM2 148H3V146H2ZM2 148H0L1 150H2ZM3 148V149H4ZM44 148V147H43ZM47 148V147H46ZM49 148V149H50ZM199 148V149H198ZM8 148L6 147V150H7ZM42 149V148H41ZM206 149V148H205ZM256 149V148H255ZM5 150V149H4ZM10 150V149H9ZM45 150V149H44ZM199 150H201L200 152H199ZM257 150V149H256ZM24 151V150H23ZM27 151H28V149H27ZM47 151H49L48 149H47ZM205 151V152H204ZM212 151V150H211ZM210 151V152H211ZM258 151H260V150H258ZM262 151L264 152V150L262 149ZM24 152H26V149H25V151ZM1 153V152H0ZM36 153V152H35ZM47 153V152H46ZM205 153V154H204ZM208 153H209V151H208ZM249 153V152H248ZM254 153V152H253ZM12 154H13V152H12ZM24 154V153H23ZM26 154V153H25ZM28 154V153H27ZM27 154L24 156L23 155V157L22 156H20V157H17L16 156V159H15V163H14V161L13 162H10V160H9V162H10V165H8L9 167H11V168H14V169H17V170H20V171H23V168L25 169V166H27V165H25V162L26 163H28L29 161H30V158H29V161L27 162L26 160L27 159H25V157L27 156ZM20 155V154H19ZM29 155V154H28ZM41 155V154H40ZM252 155V154H251ZM254 155H256V154H254ZM10 156V155H9ZM8 157V156H7ZM212 157V158H211ZM246 157H249V156H246ZM5 158V157H4ZM13 158V157H12ZM251 158V157H250ZM249 158V159H250ZM2 159V158H1ZM1 159H0V161H1ZM7 159V158H6ZM10 159H11V156H10ZM197 159H199V160H197ZM205 159V160H204ZM254 159V158H253ZM8 160V159H7ZM6 161V160H5ZM3 162H4V160H3ZM8 162V161H7ZM206 162V161H205ZM208 162V161H207ZM251 163H255V169L256 170H258V172H259V175L258 176H261V177H263L264 178V154H260V152H259V155H257V157L254 159V162H253V160H252V162ZM2 164H8V163H2ZM1 164V165H2ZM31 164V163H30ZM29 164V166H28V168L29 167H31V166H33V165H30ZM227 161H226V166H224V171L226 172L227 170H225V167H227ZM199 165V164H198ZM197 165V166H198ZM203 165V166H202ZM8 166L6 167V169H8ZM208 166V165H207ZM1 168L3 167V166H0ZM4 168V167H3ZM198 168V167H197ZM199 168H200V165H199ZM209 168V167H208ZM207 167L206 168H204V170L205 169H208ZM30 169V168H29ZM196 169V170H195ZM255 169H253V170H255ZM25 170H28V169H25ZM202 170V169H201ZM204 170H202V174H203V172H204ZM219 170V171H220ZM207 171V170H206ZM206 171H205V175L206 174H210L209 172H211V170L209 171H207V173H206ZM6 172V171H5ZM12 172H14L13 171V169H12ZM24 172V171H23ZM28 172H26L27 174H28ZM197 172V171H196ZM222 172V171H221ZM254 172H256L257 173V171H254ZM4 173V172H3ZM20 173V172H19ZM55 174V176H56V178H58L59 179V181H60V183L58 184V183H56L55 182V180L53 179V178H55V177H53L51 174ZM199 172H197V174H198ZM201 173V172H200ZM199 173V174H200ZM215 173V172H214ZM218 173V172H217ZM220 173V172H219ZM224 173V172H223ZM222 173V174H223ZM232 173V172H231ZM235 173H236V171H235ZM234 173V174H235ZM10 174V173H9ZM22 174V173H21ZM28 174V175H29ZM198 174V175H199ZM213 173L211 172V174L210 175H212ZM221 174V173H220ZM221 174V176L223 177V175H224V177L226 176H229V174L228 175H226L227 174V172L226 173H224L223 175ZM237 174V173H236ZM258 174V173H257ZM14 175V174H13ZM19 175V174H18ZM195 175H196V173H195ZM197 175V176H198ZM205 175H202L203 176V178L202 179H204V177H206V179L207 178H210V177H214V175L213 176H210V177H207V176H205ZM217 174H215V176H216ZM233 175V174H232ZM4 176H6V175H4ZM201 176V175H200ZM199 176V177H200ZM218 176V175H217ZM217 176L214 178V179H216L217 178ZM237 176V175H236ZM8 177V176H7ZM13 177V176H12ZM219 177H220V175H219ZM218 177V178H219ZM225 177V178H226ZM22 178V177H21ZM24 178V177H23ZM30 178V177H29ZM234 178H236L235 176L233 177V179ZM18 179V178H17ZM16 179V180H17ZM38 179V180H39ZM58 179H56V180H58ZM195 179H197V178H194V180ZM201 179V180H202ZM220 180H219V182L221 181L222 182V180H221V177L219 178ZM224 179V178H223ZM233 179H231L230 181H232V183L230 184V186L232 185V184H234V182H236V181H234ZM13 180V179H12ZM30 180H33V179H30ZM37 180V181H38ZM193 180V181H194ZM205 180V179H204ZM208 180V179H207ZM226 180V179H225ZM227 180H228V178H227ZM226 180V181H227ZM11 181V180H10ZM14 181V180H13ZM13 181H12V183H13ZM23 181V180H22ZM58 181V182H59ZM203 181V180H202ZM201 181V182H202ZM209 181H210V179H209ZM212 181H214V180H212ZM264 181V180H263ZM2 182V181H1ZM16 182V181H15ZM32 182V181H31ZM34 183H35V180L33 181ZM7 183V182H6ZM30 183V182H29ZM33 183V184H34ZM197 183V182H196ZM212 183V182H211ZM226 183V182H225ZM14 184V183H13ZM183 184V186H181ZM188 184V185H187ZM193 184V183H192ZM195 184V183H194ZM203 184H205V182L203 183ZM215 184V183H214ZM264 184V183H263ZM10 185H11V183H10ZM9 185V186H10ZM21 185V184H20ZM27 185V184H26ZM206 185V184H205ZM216 185V184H215ZM228 185V184H227ZM261 185V184H260ZM1 186V185H0ZM15 186H16V184H15ZM34 186H36V185H34ZM176 186H179V187H177L178 189L180 188V187H182L180 190H179V192H177L178 190H177V188H176V190L174 189ZM197 185H195V187H196ZM207 186V185H206ZM263 186V185H262ZM2 187V186H1ZM13 187V186H12ZM23 187V186H22ZM42 187V186H41ZM209 187V186H208ZM219 187V186H218ZM223 187V186H222ZM221 187V188H222ZM231 187H233V186H231ZM230 187V188H231ZM237 187V186H236ZM11 188V187H10ZM27 188V187H26ZM40 187L38 186L36 189L38 190ZM45 188H43V189H45ZM185 188V187H184ZM239 188V187H238ZM20 189V188H19ZM28 189H29V187H28ZM31 189V188H30ZM175 190V192H174V190ZM5 190H6V187H5ZM15 190V189H14ZM14 190H13V192H14ZM18 190V189H17ZM192 190V189H191ZM222 190V189H221ZM1 191V190H0ZM42 191V190H41ZM40 191V192H41ZM45 191V193H47ZM187 191V192H188ZM193 191H194V188H193ZM195 191H196V188H195ZM210 191V190H209ZM234 191V190H233ZM236 191H237V189H236ZM262 191L264 192V186H263V188H262ZM27 192V191H26ZM31 192H33V190L31 191ZM36 192V191H35ZM177 192V193H176ZM198 192V194H200L199 193V191H197ZM196 192V193H197ZM201 192V191H200ZM216 192H217V190H216ZM230 192H231V190H230ZM15 193V192H14ZM19 193V192H18ZM18 193H17V195H18ZM42 193V192H41ZM45 193H43V195L45 194ZM174 193V194H173ZM189 193H191V192H189ZM192 193H194V192H192ZM191 193V194H192ZM195 193V194H196ZM224 193V192H223ZM232 193V192H231ZM238 193V192H237ZM8 194H9V191H8ZM11 194V193H10ZM16 194V193H15ZM14 194V195H15ZM33 194V193H32ZM48 194V193H47ZM137 194H138V197H136L137 196ZM146 194H148V192L146 193ZM160 194H157L156 196L157 197H159V195ZM167 194V195H168ZM169 194V195H170ZM183 194V196H186L185 197V199L187 200V197H188V195H184ZM197 194V195H198ZM217 193H215V195H216ZM21 195V194H20ZM149 195V194H148ZM147 195V196H148ZM162 195H163V192H162ZM182 195V194H181ZM190 195V194H189ZM194 195V194H193ZM233 195V194H232ZM237 195V194H236ZM1 196V195H0ZM6 196V195H5ZM13 196V195H12ZM49 196V195H48ZM53 196V195H52ZM145 197H146V195H144ZM152 197H153V195H151ZM150 196V198H152ZM177 196V195H176ZM179 196H180V194H179ZM191 196V195H190ZM189 196V197H190ZM199 196V195H198ZM208 196V195H207ZM223 196V195H222ZM17 197V196H16ZM24 197V196H23ZM45 197V196H44ZM47 197V196H46ZM50 197V196H49ZM136 197V198H135ZM145 197H143L144 199H145ZM155 197V196H154ZM153 197V198H154ZM160 197H161V195H160ZM165 197V196H164ZM163 197V198H164ZM192 197V196H191ZM202 197H204V196H202ZM211 197H213V196H211ZM236 197H239V196H236ZM1 198V197H0ZM5 198V197H4ZM153 198H152V203H154V201H153ZM193 198V197H192ZM200 198V197H199ZM225 198V197H224ZM224 198H222V200L224 199ZM8 199V198H7ZM15 199V198H14ZM46 199V198H45ZM50 199H52V198H50ZM50 199L49 200H47V201H50ZM195 199V198H194ZM139 200V199H138ZM155 200V199H154ZM157 201H162V199H160V200H158V198L156 199ZM155 200V201H156ZM165 200H166V198H165ZM190 200V199H189ZM192 200V199H191ZM200 200V199H199ZM209 200V199H208ZM214 200V199H213ZM229 199H227V201H228ZM232 200V199H231ZM231 200H230V202H231ZM235 200V199H234ZM21 201V204H23V202H22V200H20ZM46 201V202H47ZM57 201V202H58ZM147 200H145L144 202H146ZM150 201V200H149ZM188 201V200H187ZM195 201H196V199H195ZM211 201V200H210ZM236 201H237V203H238V199H236ZM13 202V201H12ZM43 202V201H42ZM151 202V201H150ZM186 202V201H185ZM193 202V200L191 201V203ZM222 202V201H221ZM229 202V201H228ZM234 202V201H233ZM3 203V202H2ZM27 203V202H26ZM156 203V202H155ZM160 202H158L157 204H159ZM188 203H190V202H188ZM197 203V202H196ZM215 203V202H214ZM232 203V202H231ZM235 203V202H234ZM236 203V204H237ZM5 204V203H4ZM20 204V205H21ZM53 204V203H52ZM58 204V203H57ZM143 204H145V203H143ZM142 204V205H143ZM147 204L149 205V203L147 202ZM193 204H194V202L191 204L192 206H191V208L193 207ZM202 204V203H201ZM200 204V205H201ZM205 204V203H204ZM203 204V205H204ZM207 204V203H206ZM213 204V203H212ZM29 205V204H28ZM51 205V204H50ZM163 205V207L165 208V206H164V203L162 204ZM228 205H230V203L228 204ZM227 205V206H228ZM238 205V204H237ZM236 205V206H237ZM4 206H6V205H4ZM25 206H26V204H25ZM53 206H54V204H53ZM52 206V207H53ZM141 206V205H140ZM155 206V205H154ZM152 207V208H156V207ZM159 206V205H158ZM167 206V205H166ZM187 206V205H186ZM189 206V205H188ZM187 206V207H188ZM206 206V205H205ZM219 206H221L220 208L221 209H223L224 207V205H219ZM232 206H233V204H232ZM235 206V205H234ZM22 207H24V205H22ZM48 207V206H47ZM50 207V206H49ZM134 207H136V206H134ZM138 207V206H137ZM144 207V206H143ZM162 207V206H161ZM162 207V208H163ZM203 207V206H202ZM214 207V206H213ZM223 207V208H222ZM230 207V206H229ZM4 208V207H3ZM27 207H25V209H26ZM43 208V207H42ZM51 208V207H50ZM123 208V209H122ZM147 208H148V206H147ZM149 208H151V207H149ZM159 208H160V206H159ZM189 208V207H188ZM191 208H190V210H191ZM216 208V207H215ZM218 208V207H217ZM22 209H24V208H22ZM55 209V208H54ZM227 209H229L228 207H227ZM226 209V210H227ZM20 210V209H19ZM18 210V211H19ZM41 210V209H40ZM39 210V211H40ZM51 210V209H50ZM52 210H53V208H52ZM161 210V209H160ZM164 210V209H163ZM181 210H182V208H181ZM187 210H189V209H187ZM193 210V209H192ZM224 210V209H223ZM223 210H221V212L223 211ZM24 211V210H23ZM30 211V210H29ZM48 211V210H47ZM46 211V212H47ZM55 213H57L55 210H53ZM62 211V210H61ZM126 211H128L129 212V214L126 212ZM139 211V210H138ZM165 211V213H166V210H164ZM184 211H186V209L184 210ZM215 211V210H214ZM213 211V212H214ZM31 212V211H30ZM63 212V211H62ZM74 212L73 213H71V214H74ZM169 213H170V210L168 211ZM224 212V211H223ZM22 213V212H21ZM27 213V212H26ZM33 213V212H32ZM59 213V212H58ZM61 213V212H60ZM74 214V215H77V214ZM141 213V212H140ZM165 213H164V215H165ZM29 215H30V213H28ZM39 214H41V213H39ZM43 214V213H42ZM48 214V213H47ZM51 214H53V213H51ZM132 214V213H131ZM138 214V213H137ZM142 214H144V213H142ZM141 214V215H142ZM163 214V213H162ZM167 214V213H166ZM194 214V213H193ZM192 214V215H193ZM16 215V214H15ZM14 215V216H15ZM27 215V214H26ZM25 215V213H24V216H26ZM55 215V214H54ZM57 215V214H56ZM55 215V216H56ZM58 215H61V214H58ZM224 215V214H223ZM32 216V215H31ZM36 216V215H35ZM46 216V215H45ZM144 216V215H143ZM168 216V215H167ZM219 216V215H218ZM28 217V216H27ZM32 217H34V216H32ZM32 217H31V219H32ZM38 217V216H37ZM49 217V216H48ZM165 217H166V215H165ZM193 217H194V215H193ZM214 216H212V218H213ZM30 218V217H29ZM39 218V217H38ZM40 218H41V216H40ZM46 218V217H45ZM52 218V217H51ZM64 218V219H65ZM143 218V217H142ZM188 218V219H187ZM210 218V217H209ZM219 218V217H218ZM217 218V219H218ZM251 218H253V217H251ZM3 219V218H2ZM9 219V218H8ZM7 219V220H8ZM22 219V218H21ZM31 219H29V220H31ZM42 219H44V218H42ZM191 219V218H190ZM201 219V218H200ZM214 220H215V218H213ZM212 219V220H213ZM24 221H25V219H23ZM29 220H27V222H30ZM41 220V219H40ZM39 220V221H40ZM53 220V219H52ZM58 220V219H57ZM169 220V221H170ZM209 220H211V219H209ZM33 221H35V220H33ZM141 221H142V219H141ZM206 221V220H205ZM204 221V222H205ZM48 222V221H47ZM52 222V221H51ZM57 222V221H56ZM63 222V221H62ZM203 222V223H204ZM214 222V221H213ZM26 223V222H25ZM34 223V222H33ZM32 223V224H33ZM38 223V222H37ZM41 223V222H40ZM50 223V222H49ZM59 223V222H58ZM176 223H174V224H176ZM208 223V222H207ZM212 223V222H211ZM211 223H209V224H211ZM1 224V223H0ZM8 224V223H7ZM12 224V223H11ZM29 224H31V223H29ZM59 224H61V223H59ZM64 224V223H63ZM215 224V223H214ZM13 225V224H12ZM20 225V222H19V224L17 225V226H19ZM35 225V224H34ZM52 225V224H51ZM204 225H205V223H204ZM212 225V224H211ZM28 226V225H27ZM46 226V225H45ZM53 226V225H52ZM59 226V225H58ZM60 226H62V225H60ZM169 226H170V224H169ZM172 226H173V224H172ZM213 226V225H212ZM237 226V225H236ZM204 227H207V224H206V226H204ZM6 228V227H5ZM22 228V227H21ZM20 228V229H21ZM26 228V227H25ZM35 228V227H34ZM33 228V229H34ZM55 228V227H54ZM64 228V229H65ZM165 228V229H166ZM169 228H171V227H169ZM173 228V227H172ZM235 228V227H234ZM13 229V228H12ZM56 229V228H55ZM59 229H60V227H59ZM58 229V230H59ZM203 229V228H202ZM18 230H19V227H18ZM32 230V229H31ZM31 230H30V232H31ZM61 230V229H60ZM210 230V229H209ZM21 231V230H20ZM56 231V230H55ZM205 231H206V229H205ZM207 231H208V228H207ZM232 231V230H231ZM26 232V231H25ZM209 232V231H208ZM230 232V231H229ZM13 233V232H12ZM12 233H10L11 235H12ZM33 233H35V232H33ZM57 233V232H56ZM9 234V235H10ZM19 234V233H18ZM26 234V233H25ZM24 234V235H25ZM36 234V233H35ZM42 234V233H41ZM55 234V233H54ZM59 234V233H58ZM208 234H210V235H208ZM228 234V235H227ZM15 235V234H14ZM13 235V236H14ZM17 235V234H16ZM21 235V234H20ZM30 235H31V233H30ZM38 235V237H40L39 236V234H37ZM43 235V234H42ZM18 236V235H17ZM34 236V235H33ZM36 236V235H35ZM160 236V237H161ZM15 237V236H14ZM29 237V235L27 236V238ZM55 237H57V235H55ZM13 238V237H12ZM17 238V237H16ZM21 238V237H20ZM23 238V237H22ZM21 238V239H22ZM36 239H37V242H38V238L37 237H35ZM19 239V238H18ZM30 239V238H29ZM32 239V238H31ZM30 239V240H31ZM34 239V238H33ZM32 239V240H33ZM44 239V238H43ZM42 239V240H43ZM41 240V241H42ZM45 240V239H44ZM153 240V241H152ZM159 240V241H158ZM17 241V240H16ZM21 241V240H20ZM25 241V240H24ZM23 241V242H24ZM28 243H29V241H27ZM30 242H32V241H30ZM44 242V241H43ZM55 242V241H54ZM53 242V243H54ZM33 243H35V242H33ZM17 244V243H16ZM24 244V243H23ZM31 244V243H30ZM38 244V243H37ZM44 244V243H43ZM71 244H72V246H71ZM21 246V245H20ZM19 246V247H20ZM24 246H26V245H24ZM23 246V247H24ZM35 246V245H34ZM37 246V245H36ZM40 246V245H39ZM38 246V247H39ZM43 246V245H42ZM52 246V245H51ZM55 246V245H54ZM53 246V247H54ZM19 247H18V249H19ZM27 247H29V246H27ZM30 247H33V246H30ZM46 247H48V246H46ZM56 247V246H55ZM26 248V247H25ZM40 248V247H39ZM45 248V247H44ZM49 248V247H48ZM17 248H16V246L13 244V242H12V239L11 238H9L8 236H7V234H6V232H2V231H0V264H27L25 261V259L26 258H24V255L23 254H27V253H22L23 251L22 250H20V251H22V252H20L19 250H18ZM23 249V248H22ZM29 249V248H28ZM51 249V248H50ZM56 249V248H55ZM54 249V250H55ZM30 250V249H29ZM34 250V249H33ZM38 250H40V249H38ZM26 251H28L27 249H26ZM36 251V249L34 250V252ZM41 252L43 251V250H40ZM57 251V250H56ZM32 252V251H31ZM33 252V253H34ZM54 252V251H53ZM52 252V253H53ZM60 252H62V253H60ZM36 253V252H35ZM34 253V254H35ZM43 254V252L41 253V255ZM55 254V253H54ZM28 255V254H27ZM37 255H39V259L40 260H38V264H45V260L43 261L42 259H43V256H41L39 253L37 254ZM36 255V256H37ZM50 255H51V252H50ZM53 255V254H52ZM28 256H30V255H28ZM32 256V255H31ZM31 256H30V258H31ZM46 256H47V254H46ZM40 257H42V258H40ZM52 257V256H51ZM50 257V258H51ZM34 258V257H33ZM37 259H38V257H36ZM35 258V259H36ZM50 258H48V259H50ZM29 259V258H28ZM45 259V258H44ZM47 259V258H46ZM52 259V258H51ZM32 260V259H31ZM47 261V260H46ZM50 261V260H49ZM36 262V261H35ZM30 263H31V261H30ZM47 263V262H46ZM52 263V262H51ZM34 264V263H33Z\"/></svg>",
	"mask_w": 264,
	"mask_h": 264
},
{
	"label": "rangeland",
	"instance_id": "2",
	"mask_svg": "<svg viewBox=\"0 0 264 264\" xmlns=\"http://www.w3.org/2000/svg\"><path fill=\"white\" fill-rule=\"evenodd\" d=\"M2 1V2H1ZM9 1V0H8ZM8 1H6L5 0V2H4V0H0V41L2 40H4L2 43H1V48H0V50L2 51L3 50V47L5 48L3 51H5L6 49H7V51H12V53L10 52V53H8V54H5L4 56H3V58L4 57H7V55L9 56V60H11V62L12 63H17V59L24 53V56H25V54H26V56H25V58L26 59H30V61H31V59H33L34 58V56H35V58H34V60L36 61V64H35V61L33 62L35 65H36V67L37 66H39V65H43L44 67L42 68V69H40V67H42V65L41 66H39L38 68H39V70H42V71H39L38 70V68L36 69V71L37 72H41V73H45V75L44 76H46V73H47V76L48 75H51L50 74V71H51V73L53 72V73H56V69L55 68H50V66L47 64H45L44 63V61L42 60V58L40 57V51H39V53H37L38 52V50H41V46H42V44H43V42L41 43V46H39L40 45V43L39 42H41V41H43L44 40V38L43 37H45V35H47V38H49L50 39V36L52 37L51 38V40L50 41H53V39H55L54 41H56V39L57 40H62L61 38H63V37H61V34H60V32L59 31H61L62 32V30H63V36L66 38V36L68 37L69 36V32H74V29H75V32H76V30L77 29H80V28H83L82 30L80 29V30H78V32L79 31H81V32H87L90 36H88V34L87 33H85V37L83 36L82 37V39L81 40H79L80 42L78 43L79 45H78V47H77V49H78V51H76L75 53H73V56H74V58H73V56H72V58L70 59V61L69 62H71V63H73L75 60L77 61V62H79L80 60H83L84 58H86L85 57V55L87 54V56H89V54L88 53H90L91 52V54H93V52L94 53H96V51H98V50H96L97 49V47H98V45H99V43L101 42V41H105V40H107V41H105L104 43L103 42H101V44H103L102 45V47H104V50L105 51H109V50H112L113 49V51L114 52H117V53H114L113 51H109L110 53H112L111 54V56L113 57V53H114V55H116L117 54V56L116 57H113L114 59H116V60H113V62L114 61H116V62H114V64L112 65V59L110 60V64L112 65V66H110V65H108L109 66V68L110 69H112L111 71H110V69H106L105 71H104V67H102V69L100 68V70L99 69H95L96 70V72L98 73H96V75L95 74H92L91 72H93V73H95V70H91V72L89 71V73L87 72H85L84 73V75H85V77L87 78V79H85L84 81H83V79H80L79 77H75V78H73V79H70V82L68 81V83H66V82H60L61 83V85L59 84V83H57V82H59V81H50L51 79V77H44L42 74H40V73H36V71H35V69H33V72L35 71V73H33L32 72V74H36V76H37V78H39L38 77V75L39 76H41V78H42V76L45 78H39L40 80H38V82L36 81L37 79L35 78V77H33V76H31V77H29V79L27 80V83L29 84H31L32 83V81H33V79H34V83L35 84H31V85H33V86H31V85H29L30 86V88H31V90H32V92L34 91V93H36L35 95H33L34 93H32V95L35 97V98H38V100L37 99H35L34 101L32 100V99H34V97L32 98L31 97V93L28 95V93H27V96H25V97H28L27 99H29L30 97H31V99H29L32 103H30L29 102V100H27L26 98H24L23 96L24 95H26V93H23V95H22V93H16L15 95L13 94L12 95V93L11 92H7L5 95H4V91L5 90H9V88H7L6 89V87H8V82H5L4 80H5V78H6V76L3 78L2 77V75H1V73H0V89L3 87V88H5V90H3V88L1 89V91H3L2 92V94L0 95V97H2V96H6L5 98H6V100L4 99V97H2L1 99H2V101H0V103H5V104H10V103H13V102H16V101H19L18 100V98L19 99H21L22 101H23V104L20 106V108H22L23 107V109H19V111H20V113H19V111H16V113H13V112H9V115H8V113L7 114H4L3 113V115L6 117L5 118V121H3L4 119H3V117H1V119H3V120H1L0 121V126L1 127H3V129L1 128L0 129V141L2 142V145H0V148H2V146H3V148L5 147V145H6V147L8 148L7 150H6V147L3 149L2 148V150L0 149V159H1V161H0V166H3L2 168L0 167V185L2 186H0V231H2V232H6V234H7V236L9 237V238H11L12 239V242H13V244L16 246V248L18 249V247H19V251L20 250H22V251H20V252H22V253H27L28 255H32L31 256V258H30V256H28L27 254H23L24 255V258H26L25 260V262L27 263V264H38L39 262H38V260H40L39 259V255H37L38 253L41 255V253L43 252V254L41 255V256H43V261L45 260V264H53L54 262H55V256L56 255H58V253H59V248L57 247V245L58 244H56V243H58L57 241H59L60 240V238L61 237H63V234H62V232H63V230H64V236H65V233H67V230H66V228L68 227L66 224V219L67 218H65V217H67L64 213L66 212H68L67 214H69L70 213V215H68V216H72V217H77L78 216V214L76 213V212H74V211H69V210H65L64 208H60L59 209V201L55 198V196H54V194H51L50 192H48V191H46L47 189L45 188V187H43L44 186V184H43V182L39 179V178H37V177H35V168H36V166L35 165H33V162H32V159L34 160L36 157H40V156H43V157H45V155H50V154H52L53 153V150L50 148L51 146H52V142H53V140L52 139H50L51 137H50V134H48V133H50V129H49V127L48 126H44L43 127V129H46V130H43V129H38V127L40 128L41 126L39 125L38 127H34V126H32V121L34 122L35 121V117H37V115L39 116V118H37V122L39 121L40 122V116L42 115V112H41V110H43V106H45L46 105V102L48 101V100H50V96H49V94H50V92L48 93V91L49 90H47V92L46 91H44L47 95H48V99L47 100H45L46 98H47V96L45 95V93L44 94H42V92L40 91V89L42 88L43 90H44V87H46L47 85H49L50 83V87L49 86H47L48 88H50V90H52V89H54V90H52V94H50V95H54L53 93H55L57 90L56 89H58L57 87H62L63 89V93L64 92H66V91H69V92H66L69 96H67V94L66 93H62L61 91V89H60V87H59V89H58V95H56V93H55V95L56 96H59V95H61V93H62V96L61 97H67L68 98V104H69V106H73V108H74V112H72V109L70 110L72 113H74V116L72 117V113H70V112H68V114H67V116L65 117L64 116V118H62V116L63 115H61L60 116V120L58 119V122H59V125L61 126V127H59V128H62V126L63 125H65V124H68V123H70V121H73V119L76 117H78V116H76V112H78V110L77 109H80L81 108V106H87V105H85L84 103L86 102H89V101H91L92 100V98H94L95 97V95H94V93H97L98 91H99V89L101 90V88L102 87H104V86H106L105 84H109L110 85V83L116 78L117 80L121 77V75H123V74H125L126 72H129V71H131V70H133V71H135L136 73H140V74H142V71L144 70H146V69H151V68H153V72L151 71H149L150 73H151V75L150 76H146V75H143V77H145V78H147V79H145L146 80V82H148V86H160L161 88H163V86L162 85H164V87H168L169 86V88H171V86H172V88L173 89H178L179 87H180V85H179V83H180V77L183 75V74H186V73H188V72H191V71H195V70H200V71H206V70H208V69H210V68H213V67H215L216 65H218V64H221V63H225V62H227L228 64H229V66H230V68H231V71L229 72V74H230V78L229 77H227L229 80H231L232 78H234L232 81L234 82V83H236L237 85L238 84H240V83H242V84H240V85H238V86H241L242 88H244V89H242L241 88V90H242V95L240 94V98H241V96H242V98H241V100L240 99H238L239 98V96H238V98H237V100H236V102H234V103H232V105L230 104L229 105V111L231 110V108L233 107V109L229 112V111H227V107H226V109H224V110H226L227 112H229V113H231V115H232V118L234 117V118H237V121L238 120H240V121H238L239 122V124H241L242 126H243V124L245 123V125L243 126V128H241L237 123H236V119H234L233 118V122H234V126L232 125V127H231V130L233 131L232 133H234L235 132V134L236 135H239V136H241V138H239V137H237V136H234V135H232V137L230 136V134H232L231 133V131L229 132V134H228V129H226L225 131L227 132V134H224L226 137H223V140L226 138H229V137H231L232 139H230L229 138V140H233V136H234V138L236 139V137H237V139H238V141L237 142H239L241 139H242V136H243V134H244V136H243V139L244 140H241L240 142L242 143V145H240V144H238V145H240V146H237L236 145V152L234 153L235 154V156H232V161L230 162V158H228V159H230V160H226L227 161V167H225V170H227L226 172H227V174L226 175H228L229 173V176H225L224 177V173H226L223 169H224V166H226L225 164H226V161L223 163V165L224 166H221V167H223V169L222 170H218V171H212V168H211V166H209L210 164V160H212V159H210V160H208V158H206V156H207V154H210L208 157H210L211 155H212V153H213V155H214V153L216 152V151H213V150H216V148L217 149H219L220 148V143L222 144V142H223V140H222V133H226V132H223V130H222V133L220 132V131H217V132H215V130H214V132L210 129V128H208L209 129V131H207L209 134H210V137H209V135L208 134H206V132L204 133L203 132V134H202V136L204 135V134H206V135H204V136H208L209 138L207 139L208 141H206V143L204 142L205 140H206V138H202L201 137V142H203V143H201L205 148H203V146L200 144V143H198V146H199V144H200V146H199V148L200 149H202V151L203 150H205L206 151V156H205V161H204V163H206V167L208 168V169H205L204 170V168H206V167H204L203 165V167H201V162H203V158H204V156H203V154H201V153H203L201 150H199V154L201 155V157L198 155V158L200 159L201 158V160H199V159H197V160H199V163H197V165L199 164L200 165V168H199V165L197 166L196 165V171L197 172H201L199 175L197 174V172L195 171V173H196V175H195V173H194V175H193V179H192V177L191 178H188V180H186V181H191V182H188V184L190 183L191 185H193V188H194V191H193V188L192 187H190V188H188V187H186V183H185V185H184V187L182 188V187H180L179 189L177 188V187H179V186H176L174 189L176 190V188H177V192H179V190L182 188V189H189V191L187 192V191H185L184 190V192H185V194L184 193H182L183 192V190H181L179 193H177V194H174V195H171L170 194V192H169V194H168V191L167 192H165L166 191V189L164 190V191H161V194L159 193V192H153V191H150V190H147L146 192H145V194L144 195H146V197L144 196V195H140L139 197H138V194H137V196L136 197H138L137 198V201H140V197L143 199L142 201H140V205H135V204H133V206H131L132 208H122L123 209V211L125 210V209H127L128 211H130V214H129V212L128 211H126L129 215H135L136 216V218L137 217H139V216H142L141 218L139 217V218H137L140 222H143V223H141L142 224V226H145L144 227V229L146 230L145 232H146V234H147V236H149V239H150V236H151V239H153L154 238V241H157V240H155V237L156 236H159L160 234H161V232H162V236H164L165 234H164V231L167 233V230L169 229H174V228H176L178 225H177V223L176 222H173V219L172 220H170L171 219V214L173 213L172 212V210L175 212L177 209H179V208H167V207H171L170 205H168V203L167 202H164V201H167L168 199L167 198H169V196H172V197H175V198H179L178 200L180 201V204L181 205H183V203L185 204V205H183L184 207H185V209H186V211H184L183 210V207H180V209L177 211V213H178V215H180L182 218H185V217H190L189 218V220L191 221H193V220H195V221H193V223L194 224H196L197 226H199V229L201 230V231H203V233H205V234H207V233H211V237H213V238H215L216 240H217V236H219L220 235V233L221 234H225V233H236L235 232V229H236V227H237V229H236V231L238 230V231H241V230H243L245 227H247V226H249L250 225V223H251V221L258 215L257 213H259L260 212V204L262 203V201H263V197H264V192L262 191V188H263V186H264V178L263 177H261V176H258L259 175V172H258V170H256L254 167V165H255V163H251L252 162V160H253V162H254V159L257 157V155H259V152H260V154L262 153V154H264V152L262 151V149L264 150V148H258L257 147V145H259V141H260V133L261 132H264V128H262V130L263 131H261V127H262V125H261V120H263L264 121V114L262 113L261 114V112H260V110H259V106L261 105V103L264 101V99L262 98V97H264V92H263V90H264V0H247V1H245V0H213V5H212V7H210V8H202V7H200V6H198L197 5V3H196V0H173V1H171V0H158V1H161L163 4H160L161 2H159V5H158V1L157 0H155V4L154 5H152L151 7H148L147 9H140V10H138V9H136L135 11H133L132 12V14L130 15V17L128 18V20L125 22V23H121V24H117V23H113L112 21H111V16H109V13H110V15H111V3H109L108 4V2H111V0H100L101 1V3H100V6L98 5L99 4V0H68V2H66L67 0H65V4L64 3H62L63 2V0H60V2L58 1V0H21V2H20V0H15V2L16 3H18L17 5L12 1V0H10L9 2ZM19 1V2H18ZM22 1H23V3H22ZM57 1H58V4H57ZM80 1V2H79ZM82 1V2H81ZM97 1V2H96ZM106 1V2H105ZM156 1H157V3H156ZM165 1V2H164ZM240 1V2H239ZM4 2V3H3ZM13 2V3H12ZM46 2V3H45ZM70 2V3H69ZM92 2V3H91ZM4 5H3V4ZM7 3V4H6ZM8 3H11V4H8ZM54 3H56V4H54ZM83 3V4H82ZM85 3V4H84ZM95 3V4H94ZM98 3V4H97ZM104 3H107L108 5H106V6H104L105 4ZM166 3V4H165ZM232 3V4H231ZM260 3V4H259ZM15 5V6H13V5ZM25 6H24V5ZM28 4V5H27ZM48 4V5H47ZM65 5V6H63V5ZM71 4V5H70ZM90 4H92V5H90ZM98 5V6H95V7H100V8H102L101 6H103V8L105 9V10H103V9H97L99 12H97V10H96V8L95 7H92V6H94V5ZM104 4V5H103ZM165 4V5H164ZM242 4V5H241ZM259 4V5H258ZM11 5L14 7H11ZM38 5V6H37ZM61 5V6H60ZM73 5V6H72ZM82 5V6H81ZM84 5V6H83ZM90 5V6H89ZM4 6V7H3ZM17 6H19V7H17ZM29 6V7H28ZM34 6V7H33ZM37 6V7H36ZM42 6H44V7H42ZM59 6V7H58ZM70 6H72L71 8H70ZM75 6V7H74ZM262 6V7H261ZM9 7H11L10 9H9ZM22 7V8H21ZM63 7V8H62ZM83 7V8H82ZM87 7H92V8H90V9H88L89 10V12H90V10H93V8L96 10V12L94 13V15L97 17V16H99V17H97V19L99 20V22H98V20L96 19V17L94 18V20H92L93 19V15H92V13L95 11V10H93V11H91V15H89L90 16V18H89V16H87L86 17V15L87 14H89L88 13V10H87ZM13 8V9H12ZM18 8V9H17ZM21 8V9H20ZM45 8H46V10H45ZM50 8V9H49ZM54 8V9H53ZM61 8H62V10H61ZM66 8V9H65ZM73 8V9H72ZM155 8V9H154ZM158 8V9H157ZM200 10H199V9ZM31 9V10H30ZM36 9V10H35ZM44 9V10H43ZM48 9V10H47ZM53 9V10H52ZM80 9V11H77V10H79ZM87 11H86V10ZM107 9H109V10H107ZM157 9V10H156ZM230 9H231V11H230ZM242 9V10H241ZM22 10V11H21ZM28 10V11H27ZM30 10V11H29ZM33 10V11H32ZM41 10V11H40ZM55 10V11H54ZM73 10V11H72ZM76 10V11H75ZM144 10H146V11H144ZM151 10V11H150ZM158 10H160V11H158ZM6 11V12H5ZM8 11V12H7ZM10 11V12H9ZM16 11V12H15ZM43 11V12H42ZM45 11V12H44ZM61 11V12H60ZM85 11H86V13H85ZM101 11V12H100ZM104 11H105V14H104ZM108 13H107V12ZM142 11V12H141ZM228 11V12H227ZM234 11V12H233ZM2 12H4V13H2ZM13 12V13H12ZM21 12H22V14H21ZM24 12V13H23ZM47 12H48V14H47ZM56 12V13H55ZM58 12H60L61 14L59 15V13ZM65 12V13H64ZM73 12V13H72ZM84 12V13H83ZM103 12V13H102ZM138 12V13H137ZM141 12V13H140ZM144 12V13H143ZM146 12V13H145ZM148 12V13H147ZM161 12V13H160ZM199 12V13H198ZM15 13V15H13ZM83 14V15H80V14ZM99 13V14H98ZM101 13H102V15H101ZM159 13V14H158ZM11 14V15H10ZM18 14V15H17ZM68 14H70L69 16H72V17H70V18H68L69 16H67ZM72 14V15H71ZM80 16H78V15ZM134 14H135V16H134ZM138 15V17H137V15ZM140 14V15H139ZM142 14H143V16H142ZM248 14H249V16H248ZM27 15V16H26ZM48 15V16H47ZM66 15V18L64 19L63 18V16H65ZM85 15V16H84ZM101 15V16H100ZM105 15V16H104ZM148 15H150V16H148ZM162 15V16H161ZM9 16V17H8ZM13 16V17H12ZM14 16H15V18H14ZM22 16V18L23 17H25V19L23 18H20V17ZM52 16V17H51ZM58 17V21L57 20H55L56 18L55 17ZM61 16V17H60ZM84 17V18H86V19H84V18H82V17ZM103 16H104V18H103ZM106 16H108V17H106ZM142 18H141V17ZM224 16V17H223ZM226 16V17H225ZM238 16V17H237ZM262 16V17H261ZM53 17L55 18L54 20H53ZM105 17L109 20H105ZM133 17V18H132ZM146 17H147V19H146ZM156 17V18H155ZM222 17V18H221ZM11 18V19H10ZM13 18V19H12ZM20 18V19H19ZM27 18V19H26ZM44 18H47V19H44ZM60 18V19H59ZM71 19V20H74V21H71V20H69L68 21V19ZM74 18V19H73ZM82 18V19H81ZM107 22H105L103 19ZM138 18V19H137ZM205 18V19H204ZM219 20H218V19ZM226 18V19H225ZM236 20H235V19ZM35 19H37V20H35ZM62 19H64L65 20V22H63L64 20H62ZM78 19V23H82V25L81 24H79V26L78 25H75L74 23L76 22V20ZM88 19V20H87ZM89 19L90 20H92V21H94L92 24H91V22L89 23V24H91V29H93L94 27L96 28V26H98V24H100L99 25V27H97L98 28V30H99V32L100 33H98V30H96V29H93L92 31H90V26H89V24H87L86 22H89ZM96 19V20H95ZM101 19L103 20V22L101 21ZM133 19V20H132ZM160 19V20H159ZM208 19V20H207ZM210 19V20H209ZM228 19V20H227ZM12 20V21H11ZM25 22L26 20V22H29V21H31L33 24H31L30 22H29V24L28 23H26L25 22V24H23L24 22ZM33 20V21H32ZM40 20H43L42 22H39ZM62 22H61V21ZM67 20V21H66ZM80 20H81V22H80ZM85 20H86V22H85ZM130 20H132L131 22H129ZM136 20V21H135ZM218 20V21H217ZM260 20V21H259ZM7 21V22H6ZM44 21H46V22H44ZM51 21V22H50ZM60 21V22H59ZM111 21V22H110ZM134 21H135V23H134ZM233 21V22H232ZM257 21V22H256ZM22 22V23H21ZM40 23V25H38L39 23ZM56 22H59V23H57V24H60V26L59 25H56L55 27H53V24L55 25V23ZM67 22V23H66ZM70 22V23H69ZM95 22H96V26H95ZM98 22V23H97ZM133 22V23H132ZM161 22V23H160ZM218 22V23H217ZM225 22V23H224ZM242 22V23H241ZM260 22V23H259ZM41 23H43L42 24V26H44L45 27V30L43 31V29H44V27H42L41 26ZM65 23V24H64ZM71 23L72 24H74V25H71ZM78 23H76V24H78ZM86 23V24H85ZM106 23V24H105ZM110 25H109V24ZM212 23V24H211ZM232 23V24H231ZM250 23V24H249ZM256 23V24H255ZM27 24H28V26H27ZM46 26H45V25ZM51 24V25H50ZM65 25V26H61V25ZM83 24H85L86 26L88 25V27H89V29H88V27H86V26H84ZM104 24V25H103ZM116 24V25H115ZM122 24H124V25H122ZM128 24H129V26H128ZM138 25V28H137V25ZM226 24V25H225ZM8 25V26H7ZM17 25V26H16ZM36 27H38V29L39 30H35L34 29V26ZM71 26V28L73 29V27L72 26H74V29H73V31H71L72 29H69L70 28V26ZM94 25V27H92ZM107 25V26H106ZM109 25V26H108ZM118 25L120 26V27H118ZM134 25V26H133ZM253 25V26H252ZM31 26H32V28H31ZM40 26H41V30L44 32H40ZM58 26V28H56ZM66 26H67V28H66ZM84 26V27H83ZM104 26H106V28L104 27ZM122 26V27H121ZM123 26H125V27H123ZM133 27V29H132V27ZM139 26H141V27H139ZM224 26V27H223ZM225 26H227V27H225ZM257 26V27H256ZM259 26V27H258ZM263 26V27H262ZM27 27H29L30 29H31V31H32V29L33 30H35V31H32L33 33L31 34V31L29 30V28H27ZM36 27V28H37ZM50 30V29H52L53 30V28H54V30L55 31H53L52 32V30L51 31H49L50 32V34H45V33H49L48 32V30H47V28ZM51 27V28H50ZM60 27H61V30H60ZM63 27V28H62ZM65 27V28H64ZM69 27V28H68ZM103 29H102V28ZM130 27V28H129ZM241 27H244V28H241ZM7 28V29H6ZM11 28H12V30H11ZM77 28V29H76ZM110 28V30H109V34H107L108 33V29ZM121 28V29H120ZM123 28V29H122ZM126 28V29H125ZM128 28V29H127ZM142 28V29H141ZM227 28V29H226ZM247 28H249V29H247ZM15 29V30H14ZM57 29V30H56ZM66 29H69V30H67V32H66ZM105 29H107V31L105 30ZM134 30V31H132V30ZM46 30H47V32H46ZM59 30V31H58ZM87 30V31H86ZM103 30V31H102ZM106 31V33H105V31ZM112 30V31H111ZM124 30H125V32H124ZM128 30V31H127ZM130 30V31H129ZM158 30H163L164 31V35H157V31ZM11 31H12V33H11ZM89 31L91 32V33H89ZM95 31V32H94ZM96 31H97V34H96ZM101 31L102 32H104L105 33V35L104 36H106V38L105 37H103L102 38V34H101ZM124 33H123V32ZM132 31V34H130V32ZM141 31V32H140ZM145 31V32H144ZM262 31V32H261ZM3 32V33H2ZM6 32V33H5ZM20 32V33H19ZM35 32V33H34ZM51 32H52V34H51ZM59 32V33H58ZM64 32H66V36L64 35ZM136 32H137V34H136ZM139 32V33H138ZM143 32V33H142ZM259 32H261V33H259ZM13 34V35H15L14 37H11L12 35H10L9 36V34ZM37 33V34H36ZM40 33H42L41 35H40ZM57 36V38H56V36L54 35V34ZM92 33L94 34V37H93V35H92ZM103 33V34H104ZM110 33H112V34H110ZM113 33H116V34H113ZM133 33H134V35H136V37H137V35L140 37V39L141 40H143L142 42L140 41V43L138 42V40H140V39H137V38H139V37H134V35H133ZM147 33V34H146ZM150 33V34H149ZM18 34V35H17ZM20 34V35H19ZM44 34V35H43ZM68 34V35H67ZM95 34L96 35H98V36H96L95 37ZM99 34H101V35H99ZM109 36V37H107V35ZM119 34V35H118ZM141 34H143L144 35V37H143V35H140ZM149 34V35H148ZM247 34V35H246ZM249 34V35H248ZM7 35L9 36V39L8 38H6L7 39V42L8 43H6V39H5V37H7ZM26 36V38H25V36ZM30 35V36H29ZM43 35V36H42ZM48 35H49V37H48ZM116 35V36H115ZM124 35V36H123ZM130 36V37H126V36ZM251 35V36H250ZM255 35V36H254ZM101 36V38L102 39H98L99 37ZM110 36H111V38H110ZM120 36V37H119ZM121 36H123L122 38H121ZM257 36V37H256ZM61 37V38H60ZM87 37V38H86ZM88 37H91V38H88ZM113 37V38H112ZM118 37V38H117ZM131 37H132V39H134L133 41H132V39H131ZM134 37V38H133ZM147 37V38H146ZM4 38V39H3ZM16 38H18L17 39V41H16ZM29 38V39H28ZM46 38V37H45ZM93 38H95L94 40H93ZM108 38H109V41H108ZM126 38V39H125ZM147 39V42H146V39ZM12 39L14 40L15 39V45H14V48H13V42H11L12 41ZM30 39H32L31 41H28V40H30ZM35 39V40H34ZM36 39H37V42H36ZM64 39V38H63ZM83 39H84V41H83ZM85 39L87 40V41H85ZM124 39V40H123ZM251 39V40H250ZM41 40V41H40ZM99 40H100V42H99ZM113 40V41H112ZM137 40V41H136ZM149 40V41H148ZM242 40H243V42H242ZM25 41H27L26 43H25ZM82 41V42H81ZM96 41V42H95ZM118 41V42H117ZM125 41V42H124ZM128 41L129 42H134L133 44L132 43H130V44H128ZM247 41V42H246ZM256 41V42H255ZM17 42H18V44H17ZM28 42H30V43H28ZM33 42V43H32ZM34 42H36V43H34ZM83 42H84V44H83ZM92 42V43H91ZM98 42V43H97ZM107 42H108V44H107ZM122 42V43H121ZM136 42H138V43H136ZM186 42V43H185ZM12 43V44H11ZM28 43V44H27ZM94 43V44H93ZM96 43H97V45H96ZM105 43H106V45H105ZM112 45H111V44ZM116 43V44H115ZM125 43V44H124ZM142 43V44H141ZM145 43V44H144ZM257 43V44H256ZM260 43H262V44H260ZM3 44V45H2ZM9 44H11V45H9ZM17 44V45H16ZM23 44H24V47H23ZM28 45V47L30 48H25V46H27ZM39 44V45H38ZM82 44V45H81ZM88 46H87V45ZM90 44V45H89ZM118 44V45H117ZM124 46H123V45ZM127 44V45H126ZM9 45V46H8ZM18 45L20 46L19 47V49L17 48V49H15L16 47L15 46H17L18 47ZM30 45V46H29ZM38 46V48L40 47V49H38L37 48V46ZM93 45V46H92ZM133 45V46H132ZM142 45V46H141ZM260 45H262V46H260ZM7 46V47H6ZM11 46V47H10ZM32 46V47H31ZM35 46H36V48H35ZM84 46V48L86 47V48H88V47H94V48H92V50L90 49V48H88V49H82V47ZM113 46V47H112ZM126 46V47H125ZM130 47V46H132V49L130 48V50H128L129 48L128 47ZM140 46V47H139ZM8 47H9V49H8ZM34 47V48H33ZM108 47H109V49H108ZM137 47V48H136ZM146 47V48H145ZM256 47V48H255ZM14 50H13V49ZM22 48H24V49H26V50H28V51H24ZM32 48L34 49V51L32 50ZM139 48V49H138ZM252 48V49H251ZM82 51H81V50ZM93 49H94V51H93ZM108 49V50H107ZM115 49V50H114ZM127 50V54H129V55H126L125 54V52H124V50ZM136 49H137V51H136ZM142 49V50H141ZM144 49V50H143ZM20 50V51H19ZM21 50H22V54L20 53L21 52ZM30 50H31V52H30ZM86 52H85V51ZM87 50L88 51H90V52H87ZM135 50V51H134ZM0 51V52H1ZM15 51H17L16 52V55H14L15 53ZM85 52L84 54L82 53V52ZM105 51H103V52H105ZM130 51L132 52V53H130ZM142 51H143V53H142ZM144 51H145V53H144ZM18 52L20 53V54H18ZM107 52H105V54L107 53ZM108 52V56L110 55V53ZM14 53V54H13ZM137 53V54H136ZM140 53V54H139ZM32 54V55H31ZM39 54V55H38ZM104 54V53H103ZM119 54H121V55H119ZM126 56H125V55ZM133 54V55H132ZM144 54V55H143ZM253 54V55H252ZM1 55V57H2V55L3 54H0ZM11 55H12V57H11ZM19 55V56H18ZM29 55V56H28ZM31 55V56H30ZM34 55V56H33ZM123 55H124V57H123ZM143 55V56H142ZM148 57H147V56ZM14 56V57H13ZM23 56V55H22ZM39 56V57H38ZM84 58H83V57ZM104 56V55H103ZM110 56V57H111ZM120 56H122V58H118V57H120ZM129 56V57H128ZM131 56V57H130ZM250 56V57H249ZM251 56H253V57H251ZM0 57V58H1ZM75 57H76V59H75ZM90 57V56H89ZM111 57V58H112ZM137 58V61H136V59L135 58ZM138 57L140 58H144L145 59V61H143L142 59H139V61H138ZM145 57H147V58H145ZM1 59L0 61H1V63H2V61H3V63H5L4 65H7L8 67H6V66H4V65H2L1 63H0V68H1V66H4L3 68V71H2V73H4L5 71L7 72V70L9 69H12V70H14V67L12 68L11 66H15L16 65V63L15 64H10V65H8V57L7 58H5V60L8 62H6L4 59ZM12 58V59H11ZM15 58H16V60H15ZM39 58H40V61L38 62V60H39ZM126 58V59H125ZM133 61V60H135L134 62H132L130 59ZM153 58V59H152ZM249 58V59H248ZM13 59H14V61L15 62H13ZM72 59H74L73 61H71ZM125 59V60H124ZM157 59V60H156ZM169 59V60H168ZM141 60V61H140ZM248 60V61H247ZM75 61V62H76ZM130 61V62H129ZM153 61V63H151ZM10 62V63H11ZM40 63V64H39ZM119 63V64H118ZM122 63V64H121ZM137 63V64H136ZM145 64V66H144V64ZM171 63V64H170ZM251 63V64H250ZM257 63V64H256ZM39 64V65H38ZM45 64V65H44ZM166 64V65H165ZM250 66H249V65ZM70 65V64H69ZM72 65V66H71ZM70 66L71 67H73V64H71ZM116 65H118V66H116ZM121 65V66H120ZM130 65V66H129ZM175 65V66H174ZM235 65V66H234ZM34 66V65H33ZM45 66H46V68H45ZM47 66H49V70L50 71H47V69H48V67ZM134 66V67H133ZM153 66V67H152ZM160 66V67H159ZM165 66V67H164ZM173 66V67H172ZM253 66V67H252ZM11 67V68H10ZM35 67V68H36ZM117 68V70H116V68ZM121 67V68H120ZM128 67V68H127ZM129 67H131V68H129ZM147 67H149V68H147ZM237 67V68H236ZM239 67V68H238ZM244 67V68H243ZM247 67V68H246ZM6 68V69H5ZM45 68V72H43L44 69ZM125 68V69H124ZM142 68V69H141ZM146 68V69H145ZM159 68V69H158ZM174 68V69H173ZM233 68V69H232ZM263 68V69H262ZM54 69V70H53ZM166 70V72L164 73V70ZM170 69H172V71L170 70ZM9 70H8V72H9ZM126 70V71H125ZM169 70V71H168ZM176 70V71H175ZM1 71V70H0ZM75 72H76V70H74ZM101 71H102V74H101ZM113 71V72H112ZM143 71V72H144ZM148 71V70H147ZM173 71H175V72H173ZM238 71V73H236ZM6 72H5V74H6ZM13 72H15L16 73V71L14 70V71H11L10 70V72L9 73H12L13 75H14V73ZM78 72L79 71H77L76 73H77V76H78ZM159 74H158V73ZM161 72V73H160ZM173 72V73H172ZM241 72H243V73H241ZM9 73H7V75L9 74ZM52 73V75H55V74H53ZM76 73H75V75H76ZM120 73V74H119ZM122 73V74H121ZM171 73V74H170ZM241 73V74H240ZM11 74V75H12ZM38 74V75H37ZM90 74H92L91 76H90ZM114 74H115V76H114ZM156 74H158V76L159 77H157V75ZM228 74V75H229ZM233 74H234V76H233ZM237 74V75H236ZM12 75V76H13ZM82 75V74H81ZM87 75V76H86ZM113 75V77H111ZM166 75V76H165ZM172 75V76H171ZM241 75V76H240ZM4 76V75H3ZM9 77H11L10 76V74L8 75ZM89 76V77H88ZM95 76H97L96 78L93 77ZM110 76V77H109ZM154 76V77H153ZM231 76H232V78H231ZM257 76V77H256ZM106 77V80H107V78H108V80L110 79V78H112V79H110L111 80V82L110 81H107V83H106V80L104 79V78ZM151 77V78H150ZM243 77H245V78H243ZM260 79H259V78ZM1 78H3L2 79V81H1ZM13 78V77H12ZM31 78V79H30ZM33 78V79H32ZM90 78H91V81H89L90 80ZM93 78V79H92ZM99 78H100V80H99ZM103 78V79H102ZM157 78V79H156ZM165 78V79H164ZM169 78V79H168ZM175 78V79H174ZM177 78V79H176ZM178 78H179V80H178ZM258 78V79H257ZM36 79V80H35ZM74 79H76V80H79L78 81V83L79 82H81V84H79L80 86L79 87H81V85H82V83H83V87H82V90H80V88L79 87H77L76 85L78 84H76L75 82H77L76 80H74ZM96 79H97V82H96ZM172 79V80H171ZM244 79V80H243ZM9 80V79H8ZM46 80V81H45ZM49 82H48V81ZM74 81V82H72V81ZM101 80H103V81H105V82H102ZM149 80V81H148ZM159 80H161L160 82H159ZM165 80V81H164ZM167 80H169V81H167ZM178 80V81H177ZM237 80V81H236ZM242 80V81H241ZM260 82H259V81ZM6 81H7V79H6ZM11 81V80H10ZM31 81V82H30ZM41 82V84L42 83H44V84H46L47 82H48V84H46L45 86H43V85H41V88H39L38 86H39V84L38 83H40ZM94 81V82H93ZM156 83H155V82ZM163 81H164V83H163ZM171 81V82H170ZM256 81V82H255ZM263 81V82H262ZM5 82V83H4ZM37 82V83H36ZM109 82V83H108ZM152 82V83H151ZM169 82V83H168ZM173 82V83H172ZM178 82V83H177ZM247 82V83H246ZM261 84H259V83ZM262 82V83H261ZM4 83V84H3ZM54 83L56 84V85H59V86H53L54 85ZM64 83H66V85L64 84ZM71 83V85H73L74 86V88L73 87H69L70 85H67V84H70ZM73 83V84H72ZM90 83V84H89ZM163 83V84H162ZM167 83H168V85H167ZM174 83H176V84H174ZM244 83V84H243ZM255 85H254V84ZM256 83H257V86H256ZM1 84H2V86H1ZM7 84V85H6ZM38 84V85H37ZM53 84V85H52ZM62 84L64 85V86H62ZM88 84V85H87ZM93 85V86H95L94 88H92V86H90V85ZM101 84V85H100ZM102 84H103V86H102ZM112 84V83H111ZM162 84V85H161ZM249 84V85H248ZM36 85V86H35ZM121 85H123V84H121ZM171 85V86H170ZM178 87H177V86ZM67 86V87H66ZM87 86H89V88L87 87ZM101 88H100V87ZM130 86H132V85H130ZM137 87V89L139 88V86H137V85H133L132 86V88L131 89H128L129 88V86L127 87L126 85H123V86H118L114 91L111 89V88H109L107 91L108 92H106V94L105 95H107L108 97L110 96L111 97V99H113L114 98V96L116 97V95H118L117 97H119V99L121 100V98H122V100H124V98H125V100L123 101L124 103L125 102H127V97H129V96H126V95H130L131 94V92H133L134 90H132L134 87ZM11 87V86H10ZM39 88V91H38V89H35L36 90V92H35V90H33L34 88ZM46 87V88H47ZM52 87H54V88H52ZM69 87V88H68ZM87 87V88H86ZM99 89H98V88ZM252 89H250V88ZM254 87V88H253ZM46 88H45V90H46ZM47 88V89H48ZM52 88V89H51ZM67 88L68 90H65V89ZM71 88H73L72 90H71ZM79 88V90H77ZM91 88V89H90ZM240 88V87H239ZM245 88H246V90H245ZM70 89V90H69ZM87 89L89 90V91H87ZM93 89H94V93H93ZM117 89H119V90H117ZM121 89H124V90H121ZM135 89V88H134ZM60 90V91H59ZM74 90V91H73ZM77 90V92H75ZM84 90V91H83ZM132 90V91H131ZM136 90V89H135ZM240 90V89H239ZM240 90V91H241ZM244 90H245V92H244ZM259 90V91H258ZM1 91H0V93H1ZM55 91V92H54ZM70 91H72V92H70ZM79 91H80V93H79ZM85 92V94L83 93V92ZM90 91L93 93L92 95L91 94H88V93H90ZM97 91V92H96ZM115 91H117L116 93H115ZM255 91V92H254ZM258 91V92H257ZM61 92V93H60ZM75 92V93H74ZM82 92V93H81ZM120 92V93H119ZM127 92V93H126ZM243 92H244V94H243ZM260 92V93H259ZM11 93V95H9ZM39 93H41V94H39ZM70 93V94H69ZM74 94V95H76L78 98H75L74 97V95H73V97H71V95L72 94ZM76 93H78V95L76 94ZM109 93V94H108ZM111 93V94H110ZM115 95H114V94ZM124 95H123V94ZM129 93V94H128ZM241 93V92H240ZM8 94V95H7ZM17 94H18V96H17ZM19 94H21V95H19ZM39 94V95H38ZM88 94V95H87ZM174 94H176L175 92H174ZM252 94V95H251ZM254 94H255V97H254ZM259 94V95H258ZM36 95H37V97H36ZM41 95H43L44 97H42ZM90 95H91V99H90ZM94 95V96H93ZM248 95H249V97H248ZM7 96H9V98L11 99V100H9L8 101V99L9 98H7ZM12 96H13V98H12ZM17 97V100L15 101V99H14V97ZM39 96L40 97H42V98H40V100H39ZM54 97V96H51L52 98H53V100L51 99V101H54V100H57V98H59V97ZM81 96H86V97H88L89 96V98L88 99H90V100H87V98H86V100L85 99H83L84 97H81ZM126 96V97H125ZM244 96H245V98H244ZM251 96V97H250ZM46 97V98H45ZM70 97V98H69ZM260 97H261V99H260ZM67 98H65L66 100H67ZM72 98V99H71ZM79 98H81V99H83L82 101H81V99H79ZM246 98H247V100H246ZM250 98V99H249ZM14 99V100H13ZM26 99V100H25ZM76 99H78L79 100V102L81 101L82 103L81 104H78L79 102H78V100L77 101H75ZM243 99H245V100H243ZM258 99V100H257ZM3 100H5V102L3 101ZM44 100V101H43ZM85 100V102L83 103V101ZM121 100V101H122ZM27 101V102H26ZM40 102V104H39V102ZM110 101V102H109ZM194 101V100H193ZM238 101V102H237ZM244 101V102H243ZM254 101H256V102H254ZM30 103V104H28V105H32V106H27L26 107V105H27V103ZM34 102V103H33ZM36 102H38V103H36ZM42 102H44V103H42ZM48 102H50V101H48ZM47 102V103H48ZM70 102V103H69ZM73 103V105H72V103ZM76 102H77V104H76ZM35 103H36V105H35ZM108 103L109 104H111L112 103V101L111 100H108ZM193 103H195V104H193L194 106H193V109H194V113L193 114H195V115H193L192 114V117L193 116H195V118L193 117V119H195L196 120V111L198 110V106L196 105V102L194 101ZM239 103V104H238ZM244 105V107H243V105ZM247 105H246V104ZM253 103V104H252ZM254 103H256V104H254ZM260 103V104H259ZM33 104H34V107H33ZM43 106H42V105ZM76 104V105H75ZM234 104H236V105H234ZM249 104V105H248ZM0 105H4V104H0ZM23 105H25V107L23 106ZM38 105V106H37ZM239 105V106H238ZM252 105V106H251ZM255 105H256V107H255ZM39 106H41V107H39ZM75 106H77L76 108H75ZM78 106H80V108L78 107ZM231 106V107H230ZM248 106V107H247ZM1 107V106H0ZM31 107H32V109L34 108V110H40L39 112L38 111H34L33 113H31L32 112V109H31ZM35 107L37 108L38 107V109H35ZM243 109H242V108ZM247 107V108H246ZM257 107H258V109H257ZM24 108H25V111H27L28 112V110H26V109H29V113H30V115L31 114H33V116L31 117L30 115H29V113H28V115H25V114H27V112H25L24 111ZM40 108V109H39ZM253 108V109H252ZM254 108H255V110H254ZM108 109H110L109 111H108ZM107 109V111L110 113V111H111V107L110 108H108ZM166 109H167V107H166ZM165 109V110H166ZM195 109H197V110H195ZM235 109V110H234ZM237 109V110H236ZM241 109V110H240ZM247 109H248V111H247ZM257 109V110H256ZM244 110V111H243ZM253 110H254V112H253ZM250 111V112H249ZM22 112V113H21ZM237 112V113H236ZM242 112V113H241ZM244 112V113H243ZM249 112V113H248ZM258 112V113H257ZM10 113L12 114H14V115H11L10 116ZM36 115H35V114ZM91 113V112H90ZM90 113L88 112L87 113V115L85 114V116L86 117H88L87 119H88V121H89V118H90V120L93 122V121H96V119H97V117H96V115L95 116H93V115H90ZM105 113H107V112H105ZM109 113H107V116H108V114ZM255 113V114H254ZM17 116H16V115ZM39 114H41V115H39ZM92 114V113H91ZM233 114H234V116H233ZM256 114H259L258 116L256 115ZM0 115H2L1 113H0ZM7 115H8V118H7ZM69 115H71V116H69ZM103 115H105V117H107L106 116V114H103ZM103 115H102V117H103ZM236 115H238V116H240V117H238V116H236ZM241 115H242V117H241ZM263 116V117H261V116ZM19 116V117H18ZM96 117V119L95 118H93V117ZM246 116V117H245ZM249 116V117H248ZM251 116V117H250ZM254 116H257V118L256 117H254ZM92 117V118H91ZM21 118H23V120L21 121ZM25 118H27V120H29L28 118H30L32 121H30V123H29V121H28V125H27V120L25 121V123H24V120H25ZM64 120H62V119ZM239 118V119H238ZM7 119H9V121L7 120ZM10 119H13V120H15L14 122H13V120H10ZM18 119H20L19 121L21 122V123H23V125L18 121ZM243 119V120H242ZM247 119V120H246ZM257 121H256V120ZM68 120V121H67ZM98 120V119H97ZM241 120H242V122H241ZM255 120V121H254ZM6 121H8V123L6 124L5 122ZM17 121V122H16ZM63 122V123H61V122ZM91 121H89V122H91ZM251 123H250V122ZM9 122H10V124H9ZM16 122V123H15ZM18 122L20 123L19 125H18ZM38 122V123H39ZM65 122V123H64ZM68 122V123H67ZM91 122V123H92ZM97 122V121H96ZM193 124L194 123H196V124H194V125H196L195 127L197 128V127H200V128H204L205 130H207V126H205L204 125V127L202 126L201 127V124H199V122H198V120L197 121H194L193 122V120L191 121ZM248 122V123H247ZM252 122H254V123H252ZM256 122V123H255ZM5 123V125L3 126V124ZM14 123V124H13ZM93 123H95V122H93ZM259 123V124H258ZM16 124H17V126H16ZM34 124H37L36 122H34L33 123V125ZM62 124V125H61ZM235 124H237V126H239V127H237V126H235ZM248 124V126H246ZM258 124V125H257ZM7 125L9 126V127H7ZM14 125V126H13ZM21 125H22V127H27L28 126V128H29V131H30V135L27 137L28 138V140H26L25 141V148L23 149L24 151H25V149H26V152H24L23 150L20 152H18V151H16V153H15V148L11 145L12 143H11V139H12V136L13 137H15L16 136V133H17V131L18 130H20V129H22V127H21ZM254 126V127H252V126ZM259 125H261L260 127H259ZM12 126V127H11ZM16 126V127H15ZM18 126H20V127H18ZM7 127V128H6ZM18 127V129H16ZM31 127H33V128H35V129H32ZM206 127V128H205ZM233 127H236V128H238V129H236V130H238V131H236V130H234V128ZM252 127V128H251ZM11 129V130H14L15 131V134H13V131H11V130H8V129ZM13 128H15V129H13ZM42 128V127H41ZM244 128H246V129H244ZM38 130V132H36L37 130ZM244 129V130H243ZM257 129V130H256ZM6 130H7V132H6ZM42 131V132H39V131ZM249 130V131H248ZM256 130V131H255ZM2 131V132H1ZM12 132V134L11 133H9V134H7L8 132ZM36 132V135L35 134H33L32 132ZM43 131H46V134H45V132H43ZM242 131V132H241ZM247 131V132H246ZM254 133H252V132ZM261 131V132H260ZM48 132V133H47ZM213 132V133H212ZM239 132H241L240 134L237 133ZM2 133H3V135H2ZM6 133V134H5ZM43 133V134H42ZM213 134V136H212V134ZM215 133V134H214ZM220 134V136H221V138H218L219 137V135H217V134ZM255 133H257V134H255ZM34 136H33V135ZM48 134V135H47ZM249 134H251V135H249ZM2 135V136H1ZM5 135H7L6 137L8 138L9 137V139H10V141H9V139H7L6 137H5ZM8 135H10V136H8ZM216 135V136H215ZM249 135V136H248ZM256 136V137H254V136ZM45 136V137H44ZM218 136V137H217ZM228 136V137H227ZM253 136V137H252ZM32 137H34V138H32ZM39 139H38V138ZM216 137L218 138V139H216ZM247 137H248V139H247ZM250 137H251V139H250ZM32 138V139H31ZM210 138H212L211 140H210ZM215 138V139H214ZM255 138H256V140H255ZM7 139V140H6ZM14 139V138H13ZM222 141H221V140ZM225 139V140H226ZM234 139V140H235ZM236 139V140H237ZM250 139V140H249ZM5 140H6V143L5 144H3L4 142H5ZM204 140V141H203ZM215 140H217V142H215ZM220 140V141H219ZM246 140V141H245ZM253 140H255V141H253ZM31 141H33V142H31ZM36 141V142H35ZM43 141V142H42ZM52 141V142H51ZM210 141V142H209ZM212 141H214V142H212ZM219 141V142H218ZM243 141H245L244 143H243ZM250 141V142H249ZM252 141V142H251ZM1 142H0V144H1ZM38 142H39V144H38ZM62 146H61V151H62V153H63V151H64V149H65V146L63 147V145L65 144L64 143V141H63V139H60V141H58ZM200 142V141H199ZM210 144V146L209 147H211V144L212 143H214V147H216L215 149H214V147H213V149L212 148H210L211 150H208L209 149V147L207 146V145H209L208 143ZM239 142V143H240ZM246 142H248V143H246ZM254 142V143H253ZM34 143V144H33ZM62 143H64V144H62ZM216 143V144H215ZM250 143V144H249ZM8 144V145H7ZM31 144V145H30ZM38 144V145H37ZM42 144V145H41ZM49 144H51L50 146H48ZM207 144V145H206ZM30 145V146H29ZM206 145V146H205ZM213 145V144H212ZM217 145H219V147H217ZM256 145V146H255ZM10 146V147H9ZM40 146V147H39ZM254 146V147H253ZM44 147V148H43ZM47 147V148H46ZM208 147V148H207ZM42 148V149H41ZM50 148V149H49ZM62 148H64V149H62ZM198 148V149H199ZM257 150H256V149ZM10 149V150H9ZM27 149H28V151H27ZM45 149V150H44ZM47 149L49 150V151H47ZM258 150H260V151H258ZM204 151V152H205ZM208 151H209V153H208ZM211 151V152H210ZM12 152H13V154H12ZM36 152V153H35ZM47 152V153H46ZM249 152V153H248ZM254 152V153H253ZM24 153V154H23ZM27 154V156L25 157V159H27L26 161L28 162L29 161V158H30V161L28 162V163H26L25 162V165H27V166H25V169H28V170H25L24 168H23V171H20V170H17V169H14V168H11V167H9L8 165H10V162H13L14 161V163H15V159H16V156L17 157H20V156H22L23 157V155L25 156L26 154ZM20 154V155H19ZM41 154V155H40ZM252 154V155H251ZM254 154H256V155H254ZM11 156V159H10V156ZM213 155H212V157H213ZM8 156V157H7ZM36 156V157H35ZM202 156H203V158H202ZM246 156H249V157H246ZM5 157V158H4ZM13 157V158H12ZM211 157V158H212ZM251 157V158H250ZM8 160H7V159ZM214 158V157H213ZM250 158V159H249ZM254 158V159H253ZM3 160H4V162H3ZM6 160V161H5ZM9 160H10V162H9ZM13 160V161H12ZM8 161V162H7ZM208 161V162H207ZM2 163H8V164H2ZM31 163V164H30ZM2 164V165H1ZM29 164L30 165H33V166H31V167H29L28 168V166H29ZM208 165V166H207ZM8 166V169H6V167ZM35 167V168H34ZM198 167V168H197ZM12 169H13V171L14 172H12ZM204 170V172H203V174H202V170ZM253 169H255V170H253ZM30 170H32V172L33 171H35L34 172V174L32 175V174H29V173H31V172H28V171H30ZM210 171L211 170V172L213 173L212 175H210L211 174V172H209L210 174H204L205 173V171ZM6 171V172H5ZM207 171H206V173H207ZM222 171V172H221ZM235 171H236V173H235ZM254 171H257V173L256 172H254ZM4 172V173H3ZM20 172V173H19ZM26 172H28V174L26 173ZM215 172V173H214ZM218 172V173H217ZM222 174L223 172V177L221 176V174ZM232 172V173H231ZM10 173V174H9ZM22 173V174H21ZM37 173V172H36ZM235 173V174H234ZM14 174V175H13ZM19 174V175H18ZM215 174H217L216 176H217V178L216 179H214L216 176H215ZM233 174V175H232ZM4 175H6V176H4ZM53 177H55V178H53L54 180H55V182L56 183H60V181H59V179L58 178H56V176H55V174H51ZM198 175V176H197ZM201 175V176H200ZM202 175H205V176H207V177H210V176H213L214 175V177H210V178H207L206 179V177H204V179H202L203 178V176ZM219 175H220V177H221V180H222V182L220 181L219 182ZM237 175V176H236ZM8 176V177H7ZM13 176V177H12ZM200 176V177H199ZM236 177V178H234L233 179V177ZM22 177V178H21ZM24 177V178H23ZM30 177V178H29ZM202 177V178H201ZM219 177V178H218ZM18 178V179H17ZM194 178H197V179H195L194 180ZM224 178V179H223ZM227 178H228V180H227ZM14 181H13V180ZM17 179V180H16ZM30 179H33V180H30ZM39 179V180H38ZM56 179H58V180H56ZM203 181H202V180ZM209 179H210V181H209ZM227 181H226V180ZM231 179H233L234 181H236V182H234V184H232L231 186H233V187H231L230 186V184L232 183V181H230ZM11 180V181H10ZM23 180V181H22ZM35 180V183L33 182ZM38 180V181H37ZM194 180V181H193ZM212 180H214V181H212ZM2 181V182H1ZM12 181H13V183H12ZM16 181V182H15ZM32 181V182H31ZM59 181V182H58ZM202 181V182H201ZM7 182V183H6ZM30 182V183H29ZM197 182V183H196ZM205 182V184L207 185H205V184H203ZM212 182V183H211ZM226 182V183H225ZM10 183H11V185H10ZM34 183V184H33ZM193 183V184H192ZM195 183V184H194ZM216 185H215V184ZM15 184H16V186H15ZM21 184V185H20ZM27 184V185H26ZM187 184V185H188ZM228 184V185H227ZM261 184V185H260ZM10 185V186H9ZM34 185H36V186H34ZM195 185H197L196 187H195ZM263 185V186H262ZM13 186V187H12ZM23 186V187H22ZM40 187L38 190L36 189L37 187ZM42 186V187H41ZM181 186H183V184L181 185ZM209 186V187H208ZM219 186V187H218ZM223 186V187H222ZM237 186V187H236ZM5 187H6V190H5ZM11 187V188H10ZM27 187V188H26ZM28 187H29V189H28ZM222 187V188H221ZM231 187V188H230ZM239 187V188H238ZM20 188V189H19ZM31 188V189H30ZM43 188H45V189H43ZM195 188H196V191H195ZM15 189V190H14ZM18 189V190H17ZM173 189V190H174ZM192 189V190H191ZM222 189V190H221ZM236 189H237V191H236ZM13 190H14V192L16 193H14L13 192ZM33 190V192H31ZM42 190V191H41ZM175 190H174V192H175ZM210 190V191H209ZM216 190H217V192H216ZM230 190H231V192H230ZM234 190V191H233ZM8 191H9V194H8ZM27 191V192H26ZM36 191V192H35ZM42 193H41V192ZM45 191L48 193H45ZM197 191H199V193L200 194H198V192ZM201 191V192H200ZM19 192V193H18ZM148 192V194H146ZM162 192H163V195H162ZM189 192H194V193H189ZM197 192V193H196ZM224 192V193H223ZM238 192V193H237ZM11 193V194H10ZM17 193H18V195H17ZM33 193V194H32ZM43 193H45L44 195H43ZM196 193V194H195ZM215 193H217L216 195H215ZM15 194V195H14ZM21 194V195H20ZM157 194H160L161 195V197H160V195H159V197H157L158 195ZM168 194V195H167ZM179 194H180V196H179ZM182 194V195H181ZM183 194L184 195H188V197H187V200L185 199V197L186 196H183ZM193 197H191L190 195ZM194 194V195H193ZM199 196H198V195ZM233 194V195H232ZM237 194V195H236ZM6 195V196H5ZM13 195V196H12ZM50 197H49V196ZM53 195V196H52ZM148 195V196H147ZM151 195H153V197L151 196ZM157 195V196H156ZM177 195V196H176ZM208 195V196H207ZM223 195V196H222ZM17 196V197H16ZM24 196V197H23ZM45 196V197H44ZM47 196V197H46ZM150 196L153 198V201H154V203H152V198H150ZM165 196V197H164ZM190 196V197H189ZM202 196H204V197H202ZM211 196H213V197H211ZM236 196H239V197H236ZM5 197V198H4ZM135 197V198H136ZM143 197H145V199L143 198ZM164 197V198H163ZM182 197H184V198H182ZM200 197V198H199ZM225 197V198H224ZM8 198V199H7ZM15 198V199H14ZM46 198V199H45ZM50 198H52V199H50ZM158 198V200H160V199H162V201L160 200V201H157L156 199ZM165 198H166V200H165ZM181 198H182V200H184L183 201V203H182V200H181ZM196 199V201H195V199ZM222 198H224L223 200H222ZM50 199V201H47V200H49ZM139 199V200H138ZM156 201H155V200ZM190 199V200H189ZM193 200V202H194V204H193V207L191 208V204L193 203H191V201ZM200 199V200H199ZM209 199V200H208ZM214 199V200H213ZM227 199H229L228 201H227ZM232 199V200H231ZM235 199V200H234ZM236 199H238V203H237V201H236ZM20 200H22V202H23V204H21V201ZM145 200H147L146 202H144ZM151 202H150V201ZM211 200V201H210ZM230 200H231V202H230ZM13 201V202H12ZM43 201V202H42ZM47 201V202H46ZM58 201V202H57ZM186 201V202H185ZM222 201V202H221ZM235 203H234V202ZM3 202V203H2ZM27 202V203H26ZM147 202L149 203V205L147 204ZM156 202V203H155ZM158 202H160L159 204H157ZM188 202H190V203H188ZM197 202V203H196ZM215 202V203H214ZM5 203V204H4ZM54 204V206H53V204ZM58 203V204H57ZM143 203H145V204H143ZM164 203V206H165V208L163 207V204ZM202 203V204H201ZM205 203V204H204ZM207 203V204H206ZM213 203V204H212ZM230 203V205H228ZM238 205H237V204ZM21 204V205H20ZM25 204H26V206H25ZM29 204V205H28ZM51 204V205H50ZM143 204V205H142ZM201 204V205H200ZM204 204V205H203ZM224 205L222 208L224 209H221L220 207L221 206H219V205ZM232 204H233V206H232ZM4 205H6V206H4ZM22 205H24V207H22ZM155 205V206H154ZM160 206V208H159V206ZM167 205V206H166ZM189 207H187V206ZM206 205V206H205ZM228 205V206H227ZM235 205V206H234ZM237 205V206H236ZM48 206V207H47ZM51 208H50V207ZM53 206V207H52ZM134 206H136V207H134ZM138 206V207H137ZM144 206V207H143ZM147 206H148V208H147ZM156 207V208H152V207ZM163 208H162V207ZM203 206V207H202ZM214 206V207H213ZM230 206V207H229ZM4 207V208H3ZM25 207H27L26 209H25ZM43 207V208H42ZM149 207H151V208H149ZM216 207V208H215ZM218 207V208H217ZM227 207L229 208V209H227ZM22 208H24V209H22ZM52 208H53V210H55L57 213H55L53 210H52ZM55 208V209H54ZM181 208H182V210H181ZM190 208H191V210H190ZM20 209V210H19ZM41 209V210H40ZM51 209V210H50ZM161 209V210H160ZM166 210V213H165V211L164 210ZM187 209H189V210H187ZM193 209V210H192ZM227 209V210H226ZM260 209V210H259ZM19 210V211H18ZM24 210V211H23ZM31 212H30V211ZM40 210V211H39ZM48 210V211H47ZM63 212H62V211ZM139 210V211H138ZM170 210V213L168 212ZM215 210V211H214ZM221 210H223L222 212H221ZM47 211V212H46ZM214 211V212H213ZM22 212V213H21ZM27 212V213H26ZM33 212V213H32ZM59 212V213H58ZM61 212V213H60ZM74 212V214L76 213L77 215H74V214H71V213H73ZM125 212V211H124ZM141 212V213H140ZM24 213H25V215L26 216H24ZM28 213H30V215L28 214ZM39 213H41V214H39ZM43 213V214H42ZM48 213V214H47ZM51 213H53V214H51ZM132 213V214H131ZM138 213V214H137ZM142 213H144V214H142ZM163 213V214H162ZM164 213H165V215H166V217H165V215H164ZM176 213V212H175ZM176 213V214H177ZM194 213V214H193ZM16 214V215H15ZM56 216H55V215ZM58 214H61V215H58ZM142 214V215H141ZM194 215V217H193V215ZM224 214V215H223ZM257 214V215H256ZM15 215V216H14ZM34 216V217H32V216ZM36 215V216H35ZM46 215V216H45ZM144 215V216H143ZM168 215V216H167ZM219 215V216H218ZM28 216V217H27ZM39 218H38V217ZM40 216H41V218H40ZM49 216V217H48ZM79 216H80V213H79ZM79 216L76 218L77 219V221H78V218H79ZM212 216H214L213 218H215V220L212 218ZM30 217V218H29ZM31 217H32V219H31ZM46 217V218H45ZM52 217V218H51ZM167 217H170V221L167 219ZM210 217V218H209ZM219 217V218H218ZM251 217H253V218H251ZM3 218V219H2ZM9 218V219H8ZM22 218V219H21ZM42 218H44V219H42ZM65 218V219H64ZM81 218V217H80ZM79 218V219H80ZM187 218V219H188ZM201 218V219H200ZM218 218V219H217ZM8 219V220H7ZM23 219H25V221L23 220ZM29 219H31V220H29ZM41 219V220H40ZM53 219V220H52ZM58 219V220H57ZM141 219H142V221H141ZM209 219H211V220H209ZM213 219V220H212ZM27 220H29L30 222H27ZM33 220H35V221H33ZM40 220V221H39ZM65 220V221H64ZM206 220V221H205ZM249 220H250V223H249ZM48 221V222H47ZM52 221V222H51ZM57 221V222H56ZM63 221V222H62ZM79 221H81V220H79ZM78 221V222H79ZM205 221V222H204ZM214 221V222H213ZM19 222H20V225L19 226H17L18 224H19ZM26 222V223H25ZM34 222V223H33ZM38 222V223H37ZM41 222V223H40ZM50 222V223H49ZM61 223V224H59V223ZM205 223V225H204V223ZM208 222V223H207ZM212 222V223H211ZM8 223V224H7ZM13 225H12V224ZM29 223H31V224H29ZM33 223V224H32ZM64 223V224H63ZM66 223V224H65ZM174 223H176V224H174ZM209 223H211V224H209ZM215 223V224H214ZM248 223H249V225H248ZM35 224V225H34ZM53 226H52V225ZM169 224H170V226H169ZM172 224H173V226H172ZM206 224H207V227H204V226H206ZM28 225V226H27ZM46 225V226H45ZM59 225V226H58ZM60 225H62V226H60ZM66 227H64V226ZM174 225H177L176 227L174 226ZM237 225V226H236ZM168 226V229L166 228ZM6 227V228H5ZM18 227H19V230H18ZM22 227V228H21ZM26 227V228H25ZM35 227V228H34ZM56 229H55V228ZM59 227H60V229H59ZM169 227H171V228H169ZM173 227V228H172ZM235 227V228H234ZM13 228V229H12ZM21 228V229H20ZM34 228V229H33ZM65 228V229H64ZM166 228V229H165ZM203 228V229H202ZM207 228H208V231H207ZM32 229V230H31ZM59 229V230H58ZM177 229V228H176ZM205 229H206V231H205ZM210 229V230H209ZM21 230V231H20ZM30 230H31V232H30ZM56 230V231H55ZM232 230V231H231ZM26 231V232H25ZM62 231V232H61ZM230 231V232H229ZM237 231V232H238ZM13 232V233H12ZM33 232H35V233H33ZM57 232V233H56ZM207 232V233H206ZM223 232V233H222ZM10 233H12V235L10 234ZM19 233V234H18ZM26 233V234H25ZM30 233H31V235H30ZM43 235H42V234ZM55 233V234H54ZM59 233V234H58ZM160 233V234H159ZM10 234V235H9ZM15 234V235H14ZM18 236H17V235ZM21 234V235H20ZM25 234V235H24ZM37 234H39V236L40 237H38V235ZM15 237H14V236ZM29 235V237L27 238V236ZM34 235V236H33ZM36 235V236H35ZM55 235H57V237H55ZM61 237H60V236ZM208 235H210V234H208ZM228 235V234H227ZM161 236V235H160ZM159 236V239L161 240L162 239V236L160 237ZM13 237V238H12ZM17 237V238H16ZM22 239H21V238ZM35 237H37L38 238V242H37V239L35 238ZM153 237V238H152ZM19 238V239H18ZM32 238H34L33 240L30 239ZM45 240H44V239ZM43 239V240H42ZM156 239H158L157 237H156ZM17 240V241H16ZM21 240V241H20ZM25 240V241H24ZM42 240V241H41ZM24 241V242H23ZM27 241H29V243L27 242ZM30 241H32V242H30ZM44 241V242H43ZM55 241V242H54ZM153 241V240H152ZM159 241V240H158ZM33 242H35V243H33ZM54 242V243H53ZM17 243V244H16ZM24 243V244H23ZM31 243V244H30ZM38 243V244H37ZM44 243V244H43ZM24 245H26V246H24ZM35 245V246H34ZM37 245V246H36ZM40 245V246H39ZM43 245V246H42ZM52 245V246H51ZM56 247H55V246ZM24 246V247H23ZM27 246H29V247H27ZM30 246H33V247H30ZM40 248H39V247ZM46 246H48V247H46ZM54 246V247H53ZM71 246H72V244H71ZM26 247V248H25ZM45 247V248H44ZM73 247V246H72ZM23 248V249H22ZM30 250H29V249ZM51 248V249H50ZM56 248V249H55ZM26 249L28 250V251H26ZM36 249V253L34 252V250ZM38 249H40V250H43L42 252L40 251V250H38ZM55 249V250H54ZM57 250V251H56ZM32 251V252H31ZM54 251V252H53ZM35 254H34V253ZM50 252H51V255H50ZM53 252V253H52ZM55 253V254H54ZM60 253H62V252H60ZM46 254H47V256H46ZM53 254V255H52ZM37 255V256H36ZM52 256V257H51ZM34 257V258H33ZM36 257H38V259L36 258ZM52 259H51V258ZM53 257H55L54 259H53ZM29 258V259H28ZM36 258V259H35ZM40 258H42V257H40ZM45 258V259H44ZM47 258V259H46ZM48 258H50V259H48ZM32 259V260H31ZM256 259V258H255ZM255 259H253V263L255 264V263H257L258 261L257 260H255ZM47 260V261H46ZM50 260V261H49ZM30 261H31V263H30ZM36 261V262H35ZM47 262V263H46ZM52 262V263H51Z\"/></svg>",
	"mask_w": 264,
	"mask_h": 264
},
{
	"label": "clouds",
	"instance_id": "3",
	"mask_svg": "<svg viewBox=\"0 0 264 264\" xmlns=\"http://www.w3.org/2000/svg\"><path fill=\"white\" fill-rule=\"evenodd\" d=\"M196 3L202 8H210L213 0H196ZM154 4L155 0H111V21L125 23L136 9H147ZM157 35H164V31L158 30ZM230 71L229 64L225 62L206 71L183 74L178 89L141 86L129 95L128 109L143 118L146 128L155 130L160 126L165 107L181 119L190 120L195 100L198 106L196 119L201 125L216 131L229 129L233 118L224 109L236 102L239 91V86L227 78Z\"/></svg>",
	"mask_w": 264,
	"mask_h": 264
}]
</instances>
